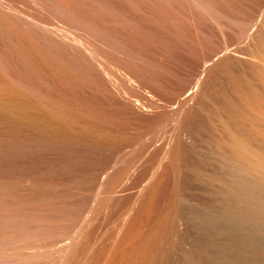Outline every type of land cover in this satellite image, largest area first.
Instances as JSON below:
<instances>
[{
  "label": "rangeland",
  "instance_id": "rangeland-1",
  "mask_svg": "<svg viewBox=\"0 0 264 264\" xmlns=\"http://www.w3.org/2000/svg\"><path fill=\"white\" fill-rule=\"evenodd\" d=\"M66 1H68V0H66ZM75 1H77L79 3V5L81 6V10L77 9V8L75 9L77 12L82 13L83 15L85 13V14H89L91 16L98 17L101 19L103 18L106 21L105 23H107V24L105 25L106 26L105 29L106 28H108V29H106L107 31L102 30V32L103 33L107 32V35H108L107 38H105V39L101 38L98 35V33H96L94 30L84 27L83 26L84 24L82 25L81 23H79L77 21V19H74L73 17H71L69 15L59 17L56 12H53V13H56L57 16H56V14H54L52 16L51 11H53V10L41 11V13L46 15V17L49 20H51L52 23L53 22L57 23V24L56 23L54 24L55 26L57 25L56 26V27H58L57 30L60 29L61 32L66 34V35H69V36L73 35L74 37H77V39L80 40L81 44L83 45L82 49L85 47L84 50L86 51V49H87V51H86L87 53L89 51H91L93 53L95 64H98L99 66L101 65L103 67L102 69H104L106 72L108 71L107 73H109L111 76L109 74H106V76H107V78L110 76L109 82L111 81L112 85H111V83H109L111 85V86L110 85L109 86H110V89H112V91H113L111 94V95H113V97L112 98L109 97V98H110V100L113 99V101H110L109 99H107L108 98L107 96H105L106 97V99H105V97L102 95L101 91L99 90L98 87H99V80L100 79H95L98 81L96 83V81L93 80L92 77H90L88 75V73L87 74L85 73V71L82 69L81 66L79 68L81 70L77 69V67H78L77 65H74L77 67H75L73 69L74 66H72V68H70V69H72L71 71H70V69H69V71H66V66L64 65L65 72L62 70V74L64 72V75L65 76L67 75L66 79L67 80L69 79V82L71 80H73V82L71 81L70 83H66L67 85H64V87L66 86V88H64V87L60 88V90L64 91L65 94L62 92H61L62 94H59L60 90L59 89L56 90V91H58L57 94L62 96V98H63V94L65 95L62 100H61V97H59V95H56V98H55V93H52L55 90H53L52 87L47 86L48 89L50 88L49 89L50 92H49V90L47 91V89L45 90L43 88L44 93L47 91L45 93V95L48 96V101H50L52 99L57 100V96H58V101H57L56 106L51 105L52 103H54V101H55L54 104H56V100H52L53 102L50 103L51 101L48 102L46 100V98L44 99V104H46L48 106V109H50L49 111H51V108L54 106L53 107L55 110L54 113L57 114L58 112H60L62 114V116H61V114H59V116L61 118L63 117V120L64 119L68 120V122H66V123H68L69 125H72L73 127L71 126L70 128H75L74 130H80L81 125L83 126L81 128V130H86L87 124H85V123H87V121H88V124H89L88 128L89 127L90 128L87 129V132L92 133V134H90V136L92 135L94 137L90 138V136L88 135L85 137V139L82 138V140L81 139L79 140L80 137L77 138V137H73L72 135L70 136L68 134L66 136V134L61 133L63 135L60 138L61 134L59 132H58L59 135L56 134V136H55V134H54L55 132L54 133L52 132L53 135H51V133H50V136H48L49 131H43L42 132L41 130L34 128V130H33L34 132L32 130L31 131L30 130L25 131L26 129H24L23 131L26 132V133H24L22 130H20L21 128H18L19 129L18 130L14 126H13L14 128L11 126L9 127V125H7L9 128H7L6 125H4L5 126V128H4V126L2 127V125L0 124V129L1 128H4L6 130L8 129L7 131L3 130L4 132L6 131V133H4V132L2 133V131H1L3 136L6 135L8 137L5 136V137H3V139H0V170L5 169L6 174L8 175V172H9L10 177L12 176L13 178L14 177L16 178V176L12 175V173L13 174L15 173L16 169L18 170V171H16L18 176H20V175L37 176V177H35L37 179V180H35V182L38 183L36 186L35 185L30 186L27 183H23L22 180L18 181L16 186L13 188L14 195L19 197V196H29L30 194H34V195H51L53 197H55V196L58 197V198L55 197V198H57L55 200L56 203L54 201H51V200H49V203L38 202L36 204V206L42 208V210L40 212L37 209H35L32 204H29V203L25 204L26 207L23 208L22 211L23 210L26 211L27 208L28 209L30 208L29 210H32V216L35 217L37 220H40L41 216L45 215V211L43 209L46 208V206H48L47 204L51 205V206H48L50 208L52 207V204H56V206H60V205L62 206L64 203V205H66L67 207L69 206V205H67L68 204L67 201L63 202V200H66L65 198L60 199L62 203L60 202V205H59V197L60 196L69 195V196L73 197L74 195H76L74 197L81 198L80 195L77 196V194L80 193L81 195H83L82 199L80 200L79 198H77V200L75 199V201L76 202L78 201V203L81 204L82 203L81 201L85 197L84 194L87 193L86 196H90V197H88V198L85 197L86 199L84 198L82 204L84 205L85 203H87V204L89 203L88 206H86V204H85L83 207L81 204L82 208L80 209L81 206L76 207L80 204L75 202V204H77V205L74 204L75 206L71 205V207H70L71 209H77L78 208L77 209L78 214L76 215L77 216L76 218H77V220L80 218L79 221H77L78 223H80L81 217L83 218L85 216L84 212H85V214L87 213L86 212L87 209L85 210L86 207L88 209L93 210L95 207L94 205H96V208L98 209L97 205H99L100 203H102L104 205L103 200L106 201V199H107L106 203H108V205L107 204L104 205V208L107 206L105 208V212L103 210H101V208H100L101 204L99 207L100 209H98V211H96L97 209L96 210L94 209L96 214H97V212L100 213V214L98 213L100 216H98V214H97L98 217H94L96 215H94L95 212L93 210V215H94L93 217L96 219L92 220L93 225L91 224V226L94 230H95V226L97 227L96 230L98 228L100 229V230L99 229L97 230V233H96V231L93 230V234L94 235H95V233L97 234L96 235L97 237L93 236V238L95 237L97 240V238L99 236L100 237L103 236L102 238L99 237V239H102L103 242H101L98 239L99 241H97V243L99 242L100 244H97V243H95L96 242L95 239L92 240V243L94 242L97 245H93L94 243L92 244L93 245L92 246L93 251L91 250V252L92 253L95 252V253H93L91 256L93 257L94 254L97 256H98V254L102 256V254L104 253V251H102V247H104L106 245L107 251L109 250L108 253H111L109 255L112 256V259L111 258L110 259L113 260V262H116L115 258L117 257V255H116V253L112 254L113 252L109 248H111L112 242L115 239L118 240V242H116V244H118L119 242L121 244V242H123V240H121V239L123 236L122 234L125 231H122V230H125L126 227H129V224H131V222L134 220V218L132 219L133 216H131V214L134 215L135 210L137 208H139V204H141L145 200V196L141 197L142 196L141 194H143V190H141V189H143L146 186L147 182L150 180L149 181L150 183H148V185H149V187L152 186L151 189L155 188L154 189L155 198H157L156 200L159 199L158 203L162 206L164 205L162 202L165 203L167 201V199H166V201H164V199L167 197H165V195L163 193L167 192L169 189L171 190V189L175 188L176 186L178 187V189L176 187L177 191L175 189V191H176L175 200L176 201L173 199L174 203H176V205H177V209H176V206L173 207L174 204L171 205L172 208H175L174 210H177L176 211V217L178 218V220L175 223L174 228L170 231V234H169L167 240L162 242L161 244H159L157 246L158 248L156 249V252H157V256H158L157 259L158 260H157L156 264H188V262H189V264H191L190 260H192L191 262H194V260H195V263L197 261H199L201 264H264V222H262L264 220V219H262L263 213L260 212V214H261L260 218L262 220L260 218L259 219L261 220V222L257 218L258 217L257 215H259V214H256V217H255L259 221L255 220V218H253L254 214H255L254 213L255 210L253 211V213H251L252 211L250 209L248 211V209L246 208V206H248L247 204H249V206L251 205V202L248 203L249 199L247 197H245V199L248 202L244 198H242V199L239 198V199H241L240 203H239V200L237 199L238 197L237 198L235 197L234 201L232 200L233 203H232V201L230 202L232 204V208L234 210L231 209L230 203H229V205H230L229 206L227 202H226L227 204L224 203L225 205L223 204V206H221L223 203V202L220 203L221 201L219 200L220 199L219 196H220L221 192L218 193L219 190L213 185H212V187H213L212 190L213 189H216V190L213 192L209 191V189L211 188V185L206 184L205 185L206 187L204 186L205 182L206 181L209 182V181L207 179L205 181V179H201V177H200V179L198 178L200 176V175L198 176V174L203 173L202 171H204L207 168L205 170L206 173H209V174L213 173L216 176V178L221 179V180L225 179L224 181H226V179H227V177H226L227 175L225 174L224 169L222 168V164L220 162L221 157H219L217 159L218 156H221L220 152L218 151L219 150L218 148H220L219 143L222 144V142H223L222 139H224V141L226 139L224 137V134L219 135V136H222V139L218 136V134L223 133L222 132L223 130H222V126L219 127L220 125H218V124L220 122H218V120L216 118L219 117V121L222 120L220 118H223V120H225L224 117H226V118L229 117V116L227 117L225 114L230 115L233 113L232 115H230L231 116L230 119H228L229 122H231L233 124L228 123L227 120H225V122H227V124L226 123L225 124L228 125V127H230L232 125L231 127L234 131L236 128L239 129V130H237V131H239V134L237 133L238 135H240V133L242 131H244V129L247 127V125L249 128H251L250 124L252 122H249L250 117H245V116H247L245 111H247L248 108L250 109V107H249L250 102L247 105L246 104L247 101H245V100L243 101L242 99L243 98L245 99L246 97L248 98L250 96L253 97L255 94V90H257V89H254V91H253V88L257 87L256 85H260L261 83H259V82H262L261 80H264V75L260 74V76H262L261 77L262 79L260 78V81H258L259 80L258 79L257 82H255L256 81L255 79L260 77V76H258V77L256 76V75H259V74H257V72H259V70L257 71V69H259L258 68L259 64L256 65L255 62L257 63L259 61L260 65H261L260 61L262 60V57L259 58L257 56L258 57L257 58L256 55H254V53L258 54V52H260V51L263 52V54H264V50H262L264 47V42H262V40L264 39V37H263L264 36V0H207L208 3H206V0H204V1L202 0V2H201V0H173V1L171 0V2H173L171 5H172V7L174 6L173 7L174 13L172 11H170L171 14L170 15L168 14L169 16L168 15L166 16V14H167V12H166L167 6L165 8V4H166L165 1L166 0H164V1L155 0L156 4H158L159 6L162 5V6H160V8L164 6L163 8L165 10L162 8L164 10V12H163V10L160 9L158 5L157 6L154 5L155 7H157L156 9L158 11L160 10L161 13L158 12L154 6L153 7L148 6L150 4L148 0H137L140 3L138 5L137 4L134 5V3H136L135 0H133V4H132L131 0H129V1L128 0H75ZM145 1H147V2H145ZM164 2H165V4H163ZM203 2L208 4V6L205 5V3H203ZM147 3H149V4H147ZM69 4H70V2H69ZM152 5L153 4H151V6ZM210 5H211V7H210ZM171 10H173V9H171ZM49 11H50V14H49ZM38 13H40V12H38ZM162 13L166 16V19H168V18H170V16H172L171 18L173 20H170L171 18L168 21L165 20V18L162 19V17L160 16V15H162ZM100 15H102V16H100ZM164 15H162V16H164ZM82 16H81L82 19L86 18L85 16L84 17H82ZM81 18H78V20L80 21ZM161 19H162V21H161ZM166 21L169 23H167ZM165 22H166V25L164 24ZM100 30L101 29H99V31ZM99 31H97V32H99ZM108 32H110V33L112 32L111 35L114 34V36H116L119 44L124 43V45H127L126 46L127 50L125 51L123 49L125 46L122 44H121V46L123 48L120 45H118L121 48L119 47L118 49H116V45L118 42L116 41V43H115L114 39H116V38L114 36H112V37H114V39H112L111 35ZM119 36H120V38H119ZM120 39L122 40V42ZM258 45H260V46L258 47ZM121 49H122V51L124 50L123 51L124 54H122V51L121 52L119 51ZM256 49L259 51L255 52ZM131 50H133V51H131ZM127 52H129V53L125 55V53H127ZM130 53H133V55H130ZM251 53H253L255 58H257L258 60L255 59ZM260 53L258 54L259 56L262 55ZM250 56H253V57H250ZM252 58H254L255 61ZM252 63H253V67L250 69L249 67L252 66ZM255 66L257 67V69ZM254 67H255V69H253ZM260 67H263V69H264L263 64ZM75 69H77V70H75ZM260 69L262 70V68H260ZM73 70L76 71V76L73 75L75 73ZM250 71L251 72L253 71V73H249ZM69 72H70V75H69ZM82 72L85 74H83ZM255 72H256V74H255ZM45 73L48 75L47 69L45 70ZM65 73H67V74H65ZM47 75H46V77L44 76L45 80H47ZM85 75L86 76L88 75V77L90 79L85 77ZM251 75L253 77L251 79H254V80H252L253 82L249 81ZM69 76L71 78H68ZM73 76H75V77L72 79ZM82 76L85 78H83ZM255 76H256V78H254ZM77 78H80V79L78 80ZM230 78L232 80L229 83ZM75 79L78 81H80L82 79L83 81H85V83H89L88 86L90 89L88 88L87 84H83L84 82L82 80L81 81L83 83L82 82H79V83H80V85H83V87H80L78 81H76V82L74 81ZM84 79H86V80H84ZM233 79H235V81ZM87 80L94 81V83L92 84V82H89ZM128 80H129V82H127ZM232 81H234V83L237 82V84H233ZM100 82H102V81L100 80ZM248 82L250 85L248 84ZM254 82H255V84H254ZM74 83H76L75 86L73 85ZM90 83H91V85L96 84L98 86L95 85L93 87L90 85ZM127 83L130 86L126 85ZM129 83H131V84H129ZM70 84L73 86V88H75L77 86L76 87L77 90L73 89L75 92L72 90V87L70 86ZM196 84H198L197 88L194 87ZM233 85H235V86H233ZM261 85H260V87L263 88L264 87V81ZM67 86H70V87H68L69 90H68ZM248 86H250V87H248ZM91 87L93 88V90H91ZM95 87H97V88H95ZM260 87L258 86L257 88L261 92L255 94V96L253 97L254 101H255L256 96H259V95L264 96L263 95L264 92H262V90H264V89H262V88L260 89ZM62 88H64V90ZM70 88H71L72 93L70 91ZM188 88H189V91H190V88H192L190 92H192L193 96H191V98L186 102V105H185V103L183 104L181 102V99H179V98H182V94H185L188 91ZM239 88L242 89V91H241L242 93L239 92L241 89L236 90ZM226 89H228L227 93H229L230 98L232 100L234 99L233 101H239V103L243 102V103H241L242 104L241 107L239 106L240 104H238L237 102H236L237 104L235 103L234 105H231V102L228 101V99H230V98H229V95L225 91ZM95 90H96V93H99V91H100L99 95L102 97L98 96L99 97V99H98L97 95L93 96V94L94 95L96 94ZM243 90L244 91L246 90V91L243 92ZM259 90H257L256 92H258ZM251 91H253L254 93ZM224 92L226 93V95ZM246 92L248 93V95H246L247 94ZM49 93H51L52 95L54 94L53 95L54 98ZM240 93H241V95H240ZM114 94H116V95H114ZM220 94H223V95H220ZM218 95L220 98H222V96H224L222 98V100H220ZM245 95H246V97H245ZM114 96H115V98L117 97V100L114 98ZM225 96L228 98H226ZM238 96H242V97H238ZM29 97H30V99L32 98V100L36 99V98H34V96L32 97L31 95ZM95 97L97 98V100H95L96 99ZM210 97L212 98L211 101H210ZM204 98L209 99V100H207V102H206ZM224 98L227 99L228 103L221 102V101L225 100ZM260 98H262V97H260ZM87 99H89L90 101L89 100L87 101ZM120 99H121V101H120ZM250 99L251 98H249L247 100L250 101ZM256 99H259V97ZM98 100H100V103L102 102L103 104L102 103L100 104L99 102L97 103ZM216 100L217 101L220 100V101L215 102ZM262 100L264 102V97L261 100H259L260 102L255 101L257 104L252 100V103L250 106H251V108H253L252 106H254V108H253L254 110H250L249 111L250 113L249 112H247V113H249L250 115L251 114L253 115V113H254L253 111H255L257 113V111H256L257 108H259V109H260V107L262 108V106L264 104L262 102ZM33 101H35V100H33ZM86 101H87V103H86ZM107 101L109 103L110 102L111 103L109 104ZM118 101L123 103L122 104L123 106L119 105V104H121L120 102L117 104ZM179 101L183 104V106H185V108H186L185 111H187V109H189L186 112L187 114L185 113L187 115L185 117L188 119H184L185 117L182 115L184 118H181L180 121L176 120V119H180V116H181V115L178 116V118L175 117V112H178L181 108L180 106H182V104H180ZM47 102H48V104L50 103L49 105H51V106H49L47 104ZM156 102H157V104H156ZM210 102H212L214 105ZM258 102H259V104L261 103V106L258 104ZM114 103H115V106H114ZM176 103H178V106L180 105L179 109H178V106ZM216 103H218V104H216ZM232 103H234V102H232ZM254 103H255V105H253ZM134 104H135V106L138 104L136 106L137 109L134 108L135 107ZM220 104L223 106V108H224V106L227 108L228 106H226V105H230V107L234 106L233 108L235 109V111L237 113L239 112V114L245 112L244 114H242V117L244 115V118H246V121L244 118H242L240 116L241 114L236 115L234 109H232V108H230V109H229V107L227 108L229 110L230 114H229L228 110H226V108H225V110L227 112L223 111V108H222V111L221 110L218 111L217 109L219 107L221 108ZM223 104H225V105H223ZM174 105H175V108H174ZM216 105L219 107L217 108ZM243 105H246V108L248 106V108L246 109L245 106H243ZM103 106L107 107V109ZM120 106H122V107H120ZM176 106H177V108H176ZM215 106H216V108H213ZM239 107L243 110L240 111ZM53 108H52V110H53ZM237 108H239V109H237ZM207 109H208V112H207ZM209 109H211L212 113L210 112ZM244 109H246V110H244ZM263 109L264 108H262V112H263ZM101 110L104 111L103 112L104 114H102ZM215 110L217 111V114H216ZM53 111H51V112H53ZM205 111H206V113H208V115L205 114ZM213 112H215V114ZM89 113H91V114H89ZM95 113L96 114L98 113L97 114L98 117L96 119H95V117H96ZM87 114H89V115L87 116ZM99 114L103 115L104 116L103 118H105L104 119L105 122L100 121V123L104 122L105 124L99 123L98 119L101 117V116L99 117ZM209 114H211V116H213L212 117L213 121L217 120V122H214V124L215 123H218V124L213 125V127L215 126V128H214L215 130L217 129L216 127H218V129L220 128L219 130L218 129L216 130L217 132L215 130H213V127L211 125L208 124L209 122H211L210 124H213L212 118H211V116L209 117ZM218 114L221 115V117L220 116L216 117V115H218ZM234 114L236 116H234ZM81 116L82 117L85 116L87 118L84 117V119L81 120ZM176 116H177V114H176ZM64 117H66V118H64ZM70 117H72V118H70ZM262 117H264V115ZM262 117H261V121H259V122H262V120H263ZM103 118L101 117L100 119L103 120ZM208 118H209V121H206V120H208ZM210 118H211V120H210ZM214 118H215V120H214ZM231 118L233 119V121H231L232 120ZM72 119H73V121H72ZM93 119H94V122H93ZM91 120H92V122H91ZM151 120H153L154 122ZM173 120L175 121V123ZM185 120H189L188 123ZM89 121H90V123H89ZM108 121H110L111 123ZM176 121H178L179 123H181V121H182V123L184 122L185 124L181 123L179 125V123ZM222 121H221V124L224 123ZM80 122H84V123L83 124L81 123V125H80ZM242 122L243 123L245 122L246 126L244 124H243L244 126H242L241 125ZM237 123H238L239 128L238 127L234 128L233 126H237L236 125ZM109 124H110V126H109ZM153 124L156 125L155 128H152L154 126ZM261 124H259L260 127L264 126L263 122ZM92 125H95L94 127H96V128L99 127V129H97V130L100 132V134L103 135V137H102V135L100 136L99 132L96 129H93ZM100 125H104V126H100ZM148 125L149 126L151 125L150 127L152 130L149 128ZM173 125H175L176 127L181 126V128H178V127L177 128H178V130L182 129L181 130L182 133L179 130L180 134L178 135L177 134L178 131H177V133L175 132L176 127H175L174 132H173V128H174ZM186 125H188V126H186ZM239 125L242 126L243 128L240 127ZM259 125H256V126L258 128H260ZM85 126H86V129L84 128ZM147 126H148V128H147ZM193 126H194V128H191ZM200 126H203V127H200ZM206 126H208L209 128H207ZM105 127L106 128L108 127V128L106 129ZM112 127L117 129L120 133ZM125 127L127 128V130H125V132H123L124 131L123 129H126ZM186 127L187 128L189 127V128L187 129ZM195 127L197 129H199V132ZM231 127H230V129H231ZM248 127L245 130H248ZM11 128H13V129H11ZM130 128H132V129H130ZM136 128H137V131L139 128L140 132L138 131V133H136L137 132L135 130ZM143 128L145 129V131L147 128L148 131H146V132H148V134L144 131ZM203 128L206 131H207V129L209 131H207L204 134L205 131L203 130ZM261 128H263V127H261ZM14 129L18 133L20 131V134L24 133V135H21V136H23V137L25 136V138H22V137L19 138L20 134L18 135L17 133H15ZM92 129L95 131L93 132ZM100 129H102V131H105V132L103 133ZM108 129H109V132H108L109 134L113 130L116 131V132L113 131L110 134L112 137L114 136L115 139L110 138L111 136H109L108 133L106 134ZM141 129H143V132L141 131ZM153 129H155V132H156V129H158L155 134H153L154 133ZM192 129H193V131H192ZM194 129H195V132H194ZM88 130H90V131H88ZM128 130L131 131L130 134H132V135L129 134ZM184 130H185L186 134H185ZM210 130L212 132L213 131L216 132V133H213L216 137L214 135H212V137H211V133H210L211 131ZM220 130H222V131H220ZM9 131L14 132L15 134L11 133L12 134L11 135V134H9L10 133ZM35 131H37V132H35ZM121 131H122V133H121ZM150 131L153 132L152 134L154 135V136L153 135L151 136V138H152L151 141L149 140L150 139V134H149ZM202 131H204V132H202ZM218 131H219V133H218ZM237 131H235V132H237ZM27 132H28V134L30 133L29 136L27 135ZM95 132L97 135L94 134ZM183 132H184V134H183ZM1 133H0V138L2 137ZM45 133H48V134H45ZM56 133H57V131H56ZM113 133H115L118 136H116L115 134L113 135ZM133 133H136V135L135 134L133 135ZM143 133H144V135H143ZM160 133H162L161 136H160ZM191 133H193V134L191 135ZM16 134H17V137L19 136L18 137L19 139H15ZM98 134H99V136H98ZM104 134L106 136L108 135V137H105ZM119 134L124 135V137H123V135H120L121 140L119 138ZM140 134H141V137L143 136L142 138L140 137V140L142 139L143 141H139L138 140L139 137L138 138L136 137V136H139ZM165 134L171 135V136H167V137H169V138H167L168 140L165 138V136H164ZM175 134H177V135H175ZM64 135H65V137H64ZM127 135H128V137H127ZM158 135H159V138L160 137L164 138V139L161 138V140H159V142H160L161 146H163V144H165V143L167 144V147L163 146L165 149L167 148L166 150L169 149L170 145H171V147L174 145L173 143H175L174 142L175 140H173V139H177L176 136L182 137V136L186 135L187 136L186 139L188 138L187 139L188 141H186L187 143L184 141L185 136L182 137L184 139L180 138V140L182 139L179 142L180 146H181L180 151L182 150L181 151L182 154L179 151V154H181L180 157L182 155L185 156L184 155L185 153H186V156L188 153H190V154H188V157L182 156L181 157L182 159L177 157L178 161H179V162H177L178 163L177 165H180V167L175 165V164H174V167L176 168V166H177V169L179 167V168H181V170H180V172L179 171L177 172L178 174L176 173L177 170L175 172H173L174 175L176 174L175 176L173 174L172 175L166 174L167 172L171 173L170 169L172 168L173 165L171 164L170 165L171 168H168L167 171H166V169H164L165 167L169 166L170 163H167L169 161L165 160L167 157H165L166 155L162 152L165 149H163V147L159 146L160 144L158 142V139H159ZM206 135L209 137L206 138L205 137ZM13 136H14V139H13ZM26 136H28V137H26ZM43 136H46V137L43 138ZM47 136H48V138L49 137L52 138L54 136L55 137L52 140L51 138L46 139ZM96 136H98V137L96 138ZM144 136H146V137H144ZM155 136H157V137H155ZM9 137H10V140L12 142L8 141ZM66 137L68 139H63ZM99 137H101L102 140H104V142L102 140H100ZM116 137L119 138L120 142L118 141V139H116ZM135 137L137 138V140ZM179 137H178V139H179ZM5 138H8V140ZM58 138H60L61 140H58ZM69 138H70V140H69ZM87 138H89V140H91V142H89V140ZM93 138L94 139L96 138L97 140L96 139L94 140ZM103 138H107V139H103ZM126 138H128V139L131 138V140H129L130 142ZM144 138L145 139L149 138L148 139L149 141L145 140ZM156 138H157V140H155L156 141V143H155V142H153V140ZM215 138H217V140H219V141L221 139L222 142H219L217 144L216 143L217 140L214 141ZM218 138H220V139H218ZM259 138L256 136L253 137L254 141H256L257 143L259 141ZM54 139H56L57 141ZM98 139L100 141H98ZM112 139L114 141L116 140L114 142L115 144L109 142V141L112 142ZM169 139H170V141H169ZM171 139L173 140V143L170 144V142H172ZM204 139L207 140L206 142L209 144L206 143L207 145L206 144L203 145L205 143ZM210 139H213V143L215 142L216 145H219V146H215L216 148L214 147L215 149H218V150H215L213 148L215 150V152L211 148L215 144H210L211 142H208V141H210ZM75 140H78V142H75ZM93 140H94L95 146L92 143ZM105 140L107 142H105ZM132 140H135V141H132ZM144 140H145L146 144L144 143ZM163 140L165 142H163ZM79 141L81 142L80 145L77 144V143H79ZM82 141H83V144H82ZM84 141H85V143H84ZM96 141H98V142H96ZM117 141L119 143H121L123 146L126 144V146H124L125 148H123V146L121 144H119ZM123 141L126 143L123 144ZM136 141L140 142V145H142L141 144L142 142L145 145L143 144L142 145L143 147L141 146V148H140L139 143ZM168 141H169V143H168ZM102 142H103V144H102ZM149 142H151L152 145L155 146V149H153V150L151 149L153 146H151V143H149ZM181 142H183V144H181ZM188 142L189 143L191 142L192 144L191 143L188 144ZM261 142L262 141L260 140L259 143L261 144ZM99 143L102 145H100ZM127 143H129V144L131 143L130 147H128L129 145ZM134 143H135V145H134ZM137 143L139 146L138 145L136 146ZM97 144L99 145V147L101 146L99 149H100V151H102L104 153V155L102 156L103 160L102 161L99 160L98 163L94 160L101 158V156L99 154L101 153V155H102L103 153L100 152L99 150H97L98 149ZM104 144H106V145L104 146ZM110 144H112V145H110ZM116 144L119 147H116ZM85 145H87V150L85 148ZM96 145H97V147H96ZM131 145L133 146V148L131 147ZM157 145H158V149H157ZM168 145H169V147H168ZM210 145H212V146H210ZM257 145L260 146L259 144H256V145H253V147H255ZM88 146L89 147L93 146L91 148L92 152L89 150ZM113 146L116 147V150L118 151L117 154H116L115 149H113L114 148ZM188 146H190V147L186 150V148ZM191 146H194V147L198 146V148L192 147V149H191ZM209 146L211 148L210 150H208ZM258 146L255 148L257 149ZM102 147H105V148H102ZM108 147H110L111 151L113 150L112 152L115 151V153H111V151ZM144 147L145 148L147 147L148 149L147 148L144 149ZM83 148H85V149H83ZM93 148L94 149L96 148L95 151L93 150ZM101 148H102V150H101ZM127 148H129L131 151H132V149L133 150L136 149L135 150L136 152H134V153H137L138 151L140 152V150H141V152L140 153L138 152L137 155L132 154L133 151L131 153V151H129V149H127ZM183 148H185V149H183ZM201 148L202 149L205 148V149H203V151H202ZM105 149H106V151L108 149V151L104 152ZM137 149H139V150H137ZM150 149H151V151H150ZM193 149H194V152L192 151ZM200 149H201V151H200ZM120 150L124 151V152L126 150H128L130 152V153H128V151L125 153L123 152L121 157L125 156V154H126V156L128 154H130L129 157H131V156L133 157V155L135 157L139 156L138 157L139 161H138V158L133 157L135 159H132V158H129L126 156H125L126 159L124 158L125 160H121L120 159L121 157L118 156L121 154ZM142 150H144L143 153H142ZM154 150H156L155 151L156 153L153 152ZM207 150L209 152H207ZM96 152L99 154L97 155ZM148 152L151 155H152V153H154V154L158 153L157 154L158 157H157V155L152 157L151 155H148L149 154ZM206 152L210 153V155H209L210 159H208V154ZM216 152L217 153L219 152V155L214 154ZM262 152H264V150ZM107 153L109 155H112V156L110 157L108 155V157L106 156L105 158H103L105 155H107ZM162 153H163V155H165L164 158H163V156L161 157ZM194 153H196V155L198 153L199 155H197V156H199L200 159ZM205 154H207V155L205 156ZM212 154H213V156H212ZM97 156H100V157H97ZM113 156H114V158H113ZM117 156H118L119 160L116 158ZM145 156H146V158H144ZM159 156L162 158V160L163 159L165 160V162L163 161L166 164L165 166L163 165L164 163L162 162V160L160 161L161 158L159 159ZM193 156H194V158H193ZM150 157H152L153 160L155 159V161L157 163L160 161L159 162L160 165L158 164V166H157V163L154 162L152 160V158H150ZM189 157H190V160L192 159L191 162H189L190 161L188 159ZM204 157H206V158H204ZM214 157L216 158V160ZM140 158H142L143 161ZM184 158H186V159H184ZM197 158L199 160L198 162H196ZM157 159L159 161H157ZM202 159H204V163H203L204 165L203 166H201L202 161H203ZM90 160H93L96 163H94L93 161H90ZM126 160L129 162H127ZM146 160H147V162H149V160H151L150 161L151 164L154 162V164L156 166L153 167L154 164H152V167L150 168L149 166H151V164H149V163H148L149 166H146V165H148L146 163ZM180 160H181V162H180ZM217 160H219V161L217 162ZM87 161H88V163H87ZM108 161H109V163H108ZM118 161H121V162L118 163ZM122 161H123V163H122ZM125 161L127 162L128 166L126 165ZM136 161L140 162V164H138V162H136ZM184 161H186V162L184 163ZM92 162H93L94 166H92L93 165ZM100 162H104V164H102ZM113 162H115L114 165L120 164V166L118 165L119 168L124 167V169L121 170L118 168V166H117V169L113 168L114 167L112 165ZM194 162H196L197 164L199 163L198 167L196 166L197 165L196 163H195L196 165L193 164ZM182 163H184V164H182ZM121 164H123L125 166H123ZM130 164L132 166L135 165L137 167V168H135L136 169L135 172L133 171L135 166L132 167ZM161 164L164 168L161 166ZM187 164H189L190 166ZM218 164H221V165H219V167H218ZM191 165H193V166H191ZM110 166L112 168L109 169ZM160 166H161V168L158 169V167H160ZM183 166H184V168H182ZM11 167L16 168V169H14L15 171L13 170L12 173L10 172L11 170L8 171L9 168H11ZM128 167H130V170L132 171V175L130 174L131 172H130ZM155 167H157V169ZM185 167H188L187 168L188 171ZM189 167H191V168H189ZM199 167H201V168L204 167V168L200 170ZM131 168H133V169H131ZM144 168L147 170L146 172H145ZM152 168H154L156 171L152 170ZM125 169L129 170L130 173H128L127 170H126V172H127L126 173ZM212 169L216 172H213ZM108 170L110 173L112 171V172H115L114 174H117V175H114V174L111 175L110 174L113 178V179L111 178L112 180L110 178H108V177H110V175L107 174V173H109ZM120 170L123 173L125 172L124 176L126 177V179H125V177L123 178V173H120ZM161 170L163 173L160 172L161 175H159L160 174L159 171H161ZM194 170L196 171V173L195 172L190 173ZM139 171H141L142 173H140ZM157 171H158V174H156ZM198 171L200 173H198ZM218 171H221V172L218 173ZM3 172H4V170H3ZM3 172L1 173V171H0L1 176L3 175ZM18 172H21V173L19 174ZM46 172H47V174L52 175L51 182H50V180H48L44 177V175H46ZM89 172L91 173V175ZM149 172H150V174H149ZM151 172H153V173L155 172V174H153V173L151 174ZM43 173H45V174H43ZM102 173H106V176H105V174L103 175ZM147 173L149 175H152V176H150L151 178L147 177L148 176ZM83 174H85V175H83ZM118 174L120 176H122V180H121V177L118 176ZM126 174L128 175V178L130 177L128 180H127ZM137 174L139 176L140 175L142 176V174H143V176L139 177V176H137ZM221 174L225 177H223ZM7 175H3V176L5 177ZM81 175H82V177L83 176L85 177L87 175L89 176V179L91 180L90 186H88L90 184L89 183L90 181L87 180L88 177L87 178L85 177V180H84V177L82 179H80ZM95 175H96V177H94ZM153 175H158L157 176L158 179L156 176H153ZM163 175H165V177ZM170 175H171V177H170ZM195 175H197V176H195ZM217 175H219L221 177H219V176L217 177ZM91 176H93V177H91ZM101 176L103 178L105 177V179L108 176L107 178L109 180H111V182L115 181L114 179L115 178L117 179V177H118L119 181L117 179L116 182H112L113 184L115 183V185H113L112 186L113 188H111L112 183L107 179V181H109V183H110V185H108L109 183H106L107 181L105 182V180L103 178L101 179L100 178ZM115 176H117V177H115ZM162 176L164 178V179L162 178L163 180L161 179ZM166 176L170 177V178L167 179ZM191 176H195V177L192 178ZM188 177L190 178V180ZM196 177H197V179H194ZM96 178H99V179H96ZM137 178L138 179L141 178V180H138ZM147 178L148 179L150 178V179L147 181ZM77 179L81 180V181L78 182ZM94 179H95V181L97 180V182H94V183H101L102 182L103 184L105 183V185L107 184V186H105V185L103 186L102 183L100 184L101 187H103V188L105 187V189H102L99 186V184L94 185L93 184ZM151 179H152V181H151ZM193 179H194V181H193ZM137 180H138V182H135ZM164 180H165V183L167 185L166 184L164 185ZM188 180L190 182L193 181V183H195V182L197 183V181H198L199 187L195 185L196 183L194 185H192L191 184L192 182L190 183ZM200 180L201 181L204 180L203 181L204 183H201V185H200ZM87 181L89 184L84 185L87 183ZM144 181L146 182V184ZM157 181L160 183V185L156 184V186L158 188L156 186L155 187L153 186V184L155 185L154 182H157ZM185 181L189 182L188 184H190L189 185L190 188H188L189 186H188V184H186ZM82 182L84 184H82L80 186L79 183L81 184ZM151 182H153V184ZM143 184L145 186H143V188H142L141 185H143ZM202 184H203V186H202ZM97 185L100 187L101 191L106 190V192L103 191V192H105L106 196H108L109 193H111L109 196L110 197L109 200H108V197H106L104 193L100 194L101 191H100V189H98L99 187ZM85 186H86V188H85ZM87 186L89 189L87 188ZM92 186L95 187L96 189H94ZM159 186H161V188ZM165 186L167 188H165ZM168 186H169V188H168ZM191 186L193 187V189H191ZM83 187H84L85 193H84ZM149 187H147V188H149ZM106 188H110L109 190L110 191L113 190V191L107 192L109 190ZM86 189H87V192H86ZM144 189H145V192H144V195H145L146 191H148L149 189L148 190L146 188H144ZM162 189H165V191H163ZM166 189H168V190H166ZM137 190H141L139 192L140 195L138 194ZM157 190H159V192ZM206 190L209 192H207ZM216 191H218L217 195H215L216 193H214ZM160 192H162V193H160ZM186 192H187V194L188 193L189 194L185 195ZM211 192L213 195L218 197L217 198L214 196V198H216V201L212 199L213 195L209 194ZM158 193H159V195H158ZM179 193H180V195H179ZM203 193H205L206 195L209 194L210 195L209 197H211V195H212L211 199L208 200L207 196L203 197L204 196ZM183 194L185 196L184 200L182 197ZM136 195H137V200L135 198ZM177 195H179V196H177ZM190 195H191V197H189V198H191V200L188 198V196H190ZM130 196H132V197H130ZM159 196H160V198H159ZM196 196L199 197V198L197 197L198 202H197V200H195V199H197ZM161 197H162V199H161ZM181 197H182V200H181ZM55 198H53V199H55ZM89 198H90V200H93V198H94L95 201L93 200L94 202L93 201L91 202L90 200H88ZM133 198H135L136 202ZM186 198L189 200V202L191 201L192 204L189 202H188V204H185V203H187V202H185V200L187 201ZM200 198H201V201H200ZM142 199H143V201H142ZM192 199H193V201H192ZM177 200L179 201V204L177 203L178 202ZM204 200L206 202L208 201V204L210 203L209 205L212 204L211 206H213V205L214 206L213 207L208 206V204L206 202L205 203L202 202ZM235 200L236 201L238 200V202H236ZM243 200H245L246 203H244ZM50 201L52 202V204ZM85 201H87V202H85ZM137 201L138 202L140 201V202L138 203ZM217 201H220V202H217ZM234 202H236L237 203L236 205H238L239 207H235L236 205ZM57 203H58V205H57ZM93 203H95V204H93ZM133 203H134V205H132ZM199 203L201 205L203 204L202 207H204V208H202L201 205H199ZM159 204L157 205L158 209L155 210L156 214H158V213L160 214L161 213L160 211H162L159 209V207H160ZM197 204L199 205V207H198L199 212L197 211V207H196ZM204 204H206L207 206H205ZM241 204H243L245 207L243 208L242 207L243 205H241ZM180 205H181V207H180ZM187 205H189L190 208H189V206L187 207V209L189 208V211L187 210V213H186V212H184V210H185ZM193 205L195 206L194 207L195 210L192 207ZM217 205H218V208H217ZM227 205L229 208L226 207V208H228V210L225 211L226 209L224 210V208ZM240 205H241V208H240ZM66 206H64V207H66ZM72 206H73V208H72ZM130 206H134L132 208V211H131V208H128ZM249 206H248V208H249ZM67 207H66V209H67ZM74 207H76V208H74ZM89 207H91V208H89ZM200 207H201V209H200ZM205 207H208V208L211 207L212 210L214 209V211H212V210L209 211V209H207ZM107 208H108L109 212L107 211ZM178 208L179 209L182 208L183 211L179 210ZM216 208L218 210H216ZM230 209L233 211L232 212L229 211ZM67 210H69V208ZM81 210H83V211H81ZM122 210H124L126 214L125 213L122 214V212H124ZM191 210H193V211H191ZM200 210H202L201 211L202 214H201ZM203 210L205 212L204 214H203ZM24 211H23V213H25ZM101 211L104 212V214L102 215L103 218H101L102 217L101 214L103 213ZM195 211L198 212L196 214H199L196 217H195L196 214L195 215L192 214L193 212L195 213ZM211 211L213 213L216 212L215 214H217V216L219 215L221 220L216 221V220H218V218H219L218 217L216 220L211 221L212 219L216 218V217H214V214ZM190 212L192 214L191 215L192 217H190V215H189ZM206 212H208V213L211 212V215L206 214ZM162 213H164V212L162 211ZM162 213H161V215L158 214V216L156 214H153L155 216H150L151 218L144 220V221H146V222H144L146 226L144 224H141V222L143 221V219H141L142 221L140 220L141 222H139V224H138L140 226V227H138L139 228L138 230L141 229L143 232L138 231L136 229L137 230L136 233L140 234V235H136V237L137 236L140 237L142 235V238H145L147 232L149 230H151V228L153 230V228L159 227L160 226L159 224H162V223H164L163 225H165V227H166V228L164 227L165 229L163 228L164 230L163 229L162 230L166 231L168 228L166 226L167 224H165L167 218H165V216H164L165 213L163 215H162ZM50 214H51V212H50ZM79 214H81V215L78 216ZM124 214L127 215L126 217H128V218H126ZM184 214H187V216L185 215L186 216L185 217ZM200 214H201V216H200ZM205 214L209 219H211L210 216H212V219L211 220H209L207 218L205 219V217H206ZM121 215L124 217H122ZM129 215H130L132 220L129 218ZM250 215H253V216L251 217ZM104 216H105V218H104ZM162 216H163V218L161 219L160 217H162ZM154 217L157 218L156 222L157 221L160 222L159 224H157L158 222L157 223L155 222L157 227H154L156 225L152 224L155 221ZM193 217H194V219H192ZM121 218L123 219V221ZM189 218H191L192 220H188ZM127 219H129L131 221H129ZM150 219H152V220H150ZM161 220H163L165 222H163ZM128 221H129V223H128ZM121 222L122 223L124 222L125 225H123ZM149 223L153 226H151ZM118 225H119V227H118ZM121 225H123V227ZM147 225H150L151 227L147 226ZM163 225H161L160 227L162 228ZM141 226H145L143 228L149 227L148 231H146L147 228L144 231ZM118 228L121 229V232H123V233H120L119 232L120 230ZM115 230L117 232H119V235H118V233L115 232ZM127 230L128 229L126 228V231ZM99 231H101V232H99ZM103 232L107 233L108 235H106V234L103 235ZM99 233L100 234L102 233V235H99ZM127 233H128V231H127ZM141 233H144L145 237L143 236L144 234H141ZM149 233H150V231H149ZM149 233H148L147 237L149 236ZM113 234L116 236H119V237L115 238L116 236L114 237ZM120 234H121V236H120ZM124 234H126V232ZM131 234L133 235V233H131ZM111 235H113V236H111ZM108 236H110V237L108 238ZM126 236L128 237L129 235L126 234ZM105 237H107L108 239L106 240ZM120 237H121V239H120ZM135 239L137 240L139 238L137 237ZM114 242H113V246H112L113 248L115 247ZM101 243L102 244L104 243V246H102ZM108 244H110V245H108ZM98 245L102 246L101 249L99 248ZM131 245H132V243H131ZM131 245L130 244L128 245L127 251H126V252H128V251H130V249H132L130 252H128L130 254H131V252H134V250H135L134 249L135 247L132 248L133 245H132V247H131ZM117 246L119 247V244L116 245V248H118ZM94 247H96L98 249H95ZM40 249H39V251H40ZM113 250H115V249H113ZM98 251L99 252L102 251V252L99 253ZM41 252H43V250ZM41 252H39V253L43 254ZM108 253L106 255H108ZM97 256H96V258L93 257V258H95L94 259L95 261L97 259L100 260L99 256H98V258H97ZM111 256H109V257H111ZM98 260L96 262L91 260L93 262H91V261L90 262L93 264L98 262V264H99L100 262ZM113 262L111 261V263H113ZM195 263H193V264H195ZM198 263H196V264H198ZM113 264H115V263H113Z\"/></svg>",
  "mask_w": 264,
  "mask_h": 264
},
{
  "label": "bare ground",
  "instance_id": "bare-ground-1",
  "mask_svg": "<svg viewBox=\"0 0 264 264\" xmlns=\"http://www.w3.org/2000/svg\"><path fill=\"white\" fill-rule=\"evenodd\" d=\"M129 1V0H128ZM132 1V4H133V0H131ZM136 1V3H134V5H138V4H140L137 0H135ZM134 1V2H135ZM149 1V3H147V4H149L148 6H150V7H153L154 5H158V4H156L155 2V0H148ZM162 1H164V0H162ZM173 1V0H172ZM204 1V0H203ZM69 2H70V4H69ZM141 2V1H140ZM145 2H147V1H145ZM165 2H166V4H165ZM163 4H165V8H166V6H167V9H166V12H167V14H166V16L169 14H171V12L170 11H174V6L172 7V3L173 2H171V0H166ZM201 2H202V0H201ZM131 3V2H130ZM203 3H205V2H203ZM206 3H208L207 2V0H206ZM205 3V5H207L208 6V4H206ZM151 4H153L152 6H151ZM210 4V3H209ZM159 6V5H158ZM160 6H162V5H160ZM160 6H159V8H160ZM206 6V7H207ZM155 7V6H154ZM164 7V6H163ZM163 7H161L160 9H162ZM210 7H211V5H210ZM80 9L81 10V6L79 5V3L77 2V1H75V0H68V1H66V0H0V124L2 125V127L4 126V125H9V127L11 126V127H16L17 129L18 128H21L20 130H24V129H26L25 131H27V130H34V128L36 129H39V130H41L42 132L43 131H49V135L48 136H50V133H51V135H53L52 134V132L55 134V136H56V134H58V132L61 134V133H64V134H66V136H67V134L68 135H72L73 137H80L79 138V140L81 139L82 140V138H84L85 139V137L86 136H90V134H92V133H89V132H87V129H89L88 128V121H87V123H85V124H87V129H86V126L84 127L86 130H81V128L83 127L82 125H81V123L83 124L84 122H80V125H81V128H80V130H74L75 128H70L72 125H69L68 123H66V122H68V120H63V117L61 118L60 116H59V114H61L60 112H58L57 114L56 113H54L55 112V110H54V106L52 107L53 108V110H52V108H51V111H53V112H51V111H49L50 109H48V106L46 105V104H44V99L46 98V100L48 101V96L47 95H45V93L50 89H48L47 88V86H50V87H52L53 88V90H55L54 92H52V93H55V98H56V95H59V94H62V93H64V91H61L60 90V88L61 87H64V85H67L66 83H70L71 81L73 82V80H71L70 82H69V79L67 80L66 78V76L64 75V72H65V68H64V65L66 66V71H69V69L70 68H72V66H74V65H77V66H74L73 67V69L75 68V67H77V69H79L80 68V66L82 67V69L85 71V73L87 74L88 73V75L90 76V77H92V79L93 80H95V79H100L102 82H100V80H99V90L101 91V93H102V95L105 97V96H107L108 98L107 99H109L110 100V98H112L113 97V95H111L112 94V89H110V86L112 85V83H111V81L109 82V78H110V74L109 73H107L104 69H102L103 67L101 66H99L98 64H95V62H94V55H93V53L91 52V51H89L88 53L86 52L87 51V49H86V51L84 50L85 49V47L82 49V44H81V42H80V40H78L77 39V37H74L73 35H66V34H64V33H62L61 32V30L59 29V30H57L58 29V27H56L54 24L56 23H52L51 22V20H49L47 17H46V15H44V14H42L41 13V11H47V10H53V11H51L52 13V16L54 15V14H58V16L59 17H61V16H66V15H69V16H71V17H73L74 19H77V21L79 22V23H81L84 27H86V28H90V29H92V30H94L96 33H98V35L101 37V38H103V39H105V38H107L108 37V35H107V32H102V30L103 31H107L106 29H108V28H106L105 29V25L107 24V23H105L106 21L103 19H101V18H98V17H94V16H91V15H89V14H85L84 13V15L82 14V13H79V12H77L75 9ZM157 7H155V9H156ZM158 8V9H159ZM209 8V7H208ZM164 9V8H163ZM162 9V10H163ZM171 9H173V10H171ZM33 10V11H32ZM157 10V9H156ZM165 10V9H164ZM164 10H163V12H164ZM158 11V10H157ZM38 12H40V13H38ZM53 12H56V13H53ZM158 12H160V10L158 11ZM99 13V12H98ZM161 13V12H160ZM174 13V12H173ZM49 14H50V11H49ZM57 14H56V16H57ZM83 16H82V15ZM79 15V16H78ZM82 17H86V18H81V16ZM162 15H164L163 13H162ZM162 15H160L161 17H162V19L163 18H165V20H169L172 16H170V18H168V19H166V16L164 15V16H162ZM168 15V16H169ZM174 15V14H173ZM100 16H102V15H100ZM160 17V18H161ZM78 18H81V20L79 21L78 20ZM162 19H161V21H162ZM170 20H173L172 18L170 19ZM164 21V20H163ZM166 21V22H167ZM166 22L164 23L165 25H166ZM163 23V22H162ZM167 23H169V22H167ZM171 23V22H170ZM57 24V23H56ZM163 24V25H164ZM173 24V23H172ZM169 25V24H168ZM108 27V26H107ZM104 28V29H103ZM99 29H101L100 31H99ZM99 31V32H97V31ZM109 31V30H108ZM110 35H111V33L110 32H108ZM112 36H114V34H112L111 35V37ZM118 36V35H117ZM110 37V38H111ZM115 38H116V36H114ZM114 37H112V39H114ZM264 37V36H263ZM119 38H120V36H119ZM118 38V39H119ZM123 38V37H122ZM115 40V43H116V41L118 42V40H117V38L116 39H114ZM113 40V41H114ZM121 40V39H120ZM119 40V41H120ZM124 41V40H123ZM121 42H122V40H121ZM120 42V43H121ZM260 42V41H259ZM262 42H264V39L262 40ZM122 44V43H121ZM121 44H119V42L117 43V45H116V49H118L120 46H121ZM263 44V43H262ZM118 45H120V46H118ZM122 45H124V43L122 44ZM261 45V44H260ZM260 45H258V47L260 46ZM125 47L123 48L122 46V48L126 51L127 49H126V46L127 45H124ZM120 47V48H121ZM129 47V46H128ZM262 47V46H261ZM131 48V47H130ZM129 48V49H130ZM128 49V50H129ZM132 49V48H131ZM260 49V48H259ZM123 50V51H124ZM262 50H264V47H263V49ZM120 52L122 51V49L121 50H119ZM122 51V54H124V52ZM130 51V50H129ZM131 51H133V50H131ZM257 51H259V50H255V52H257ZM221 52V51H220ZM261 52V51H260ZM260 52H258V54L260 53ZM129 52H127V53H125V55L126 54H128ZM252 55H253V53H251ZM250 54V55H251ZM258 54H255L254 53V55H256V57L258 56L259 58H261L262 57V60L260 61L261 62V65H260V63H259V61L256 63L255 62V64L256 65H258L259 67V69H257V67H256V69H257V71L259 70V72H257L256 70V72H257V74H259V75H256L257 77L258 76H260V74L262 75H264V69H263V67H260V66H262V64H263V66H264V54H263V52H261L260 54H262V55H258ZM130 55H133V53H130ZM129 55V56H130ZM253 55V56H254ZM253 56H250V57H253ZM132 57V56H131ZM218 57V56H217ZM257 57V58H258ZM254 58H255V56H254ZM254 58H252V59H254ZM257 58H255V59H257ZM255 59H254V61H255ZM258 60V59H257ZM256 60V61H257ZM263 62V63H262ZM254 64V65H255ZM251 65V64H250ZM253 67V63H252V66L251 67H249L250 69ZM255 67L253 68V69H255ZM260 68H262V70L260 69ZM47 69V71H48V75L45 73V70ZM77 69H75V70H77ZM249 69V70H250ZM62 70L64 71L63 72V74H62ZM72 69H70V71H71ZM75 70H73L74 72V74L73 75H75L76 76V71ZM79 70H81V69H79ZM261 70V71H260ZM254 71V70H253ZM253 71L251 72H249V73H253ZM256 72H255V74H256ZM261 72V73H260ZM263 72V73H262ZM68 73V72H67ZM67 73H65V74H67ZM83 73V72H82ZM85 73H83V74H85ZM47 75V80H45V77H46V75ZM72 74V73H71ZM106 74H109L108 76V78H107V76H106ZM69 75H70V72H69ZM88 75L86 76L85 75V77H87V78H89L88 77ZM250 75V74H249ZM45 76V77H44ZM75 76H73L72 77V79L75 77ZM256 76L254 77V78H256ZM83 77V76H82ZM85 77H83V78H85ZM101 77V78H100ZM262 76H260L259 78H256L255 80V82H257V80L258 81H260V78H261ZM68 78H71L70 76L68 77ZM81 78V77H80ZM80 78H77L78 80L80 79ZM251 78H253L252 77V75L250 76V79ZM90 79V78H89ZM249 79V81H251V82H253L252 80H254V79H251L250 80ZM262 79V78H261ZM78 80H74L75 82L76 81H78ZM82 80V79H81ZM78 81V83L79 82H82V81ZM84 80H86V79H84ZM111 80V79H110ZM231 78H230V81H229V83L231 82ZM234 81H235V79H233ZM87 81H89V82H92V84L94 83V81H90V80H87ZM96 81V83L98 82L97 80H95ZM132 81V80H131ZM198 81V80H197ZM196 81V82H197ZM234 81H232L233 82V84H237V82L236 83H234ZM262 82H259V83H263V81L264 80H261ZM84 82V83H83ZM82 83L83 84H87V86L89 85V83H85V81H83ZM127 82H129V80L127 81ZM255 82H254V84H255ZM77 83V84H78ZM109 83H111V85L109 84ZM133 83V82H132ZM199 83V82H198ZM129 84H131V83H129ZM195 84V83H194ZM232 84V83H231ZM230 84V85H231ZM248 84H249V82H248ZM258 84V83H257ZM260 84V85H261ZM45 85V86H44ZM74 86L76 85V83H74L73 84ZM79 85H80V83H79ZM78 85V86H79ZM90 85H91V83H90ZM96 84H94V85H91V86H95ZM110 85V86H109ZM126 85H128V83L126 84ZM250 85V84H249ZM260 85H256L257 87L259 86L260 87ZM70 86L72 87V90L73 89H75V90H77L76 89V87L75 88H73V86L70 84ZM70 86H67V88L68 87H70ZM96 86H98V85H96ZM128 86H130V85H128ZM192 86V85H191ZM194 86V85H193ZM197 86H198V84H196L194 87H196L197 88ZM233 86H235V85H233ZM247 86V85H246ZM262 86V85H261ZM80 87H83V85H80ZM86 87V86H85ZM193 87V88H194ZM248 87H250V86H248ZM252 87V86H251ZM257 87H254L253 88V91H254V89H257V90H259ZM46 90L47 89V91L44 93V89ZM64 88H66V86L64 87ZM64 88H62L63 90H64ZM88 88H89V86H88ZM95 88H97V87H95ZM236 88V87H235ZM234 88V89H235ZM238 88V87H237ZM262 87H260V89H261ZM60 90V93L59 94H57L58 93V91H56V90ZM90 89V88H89ZM191 89L192 88H190V91H191ZM233 89V88H232ZM241 88H239V89H236V90H240ZM248 89V88H247ZM250 89V88H249ZM262 89H264V87L262 88ZM68 90H69V88H68ZM91 90H93V88L91 87ZM194 90V89H193ZM192 90V91H193ZM197 90V89H196ZM227 90L228 89H226L225 91H226V93H227ZM257 90H255V94H257V93H259V92H261L260 90L258 91V92H256ZM66 91V90H65ZM70 91H71V88H70ZM74 91V90H73ZM100 91H99V93H100ZM189 91V88H188V91L185 93V94H182V98H179V99H181V102L184 104L185 103V105H186V102L191 98V96H193V94H192V92H190ZM195 91V90H194ZM224 91V90H223ZM235 91V90H234ZM242 91V89L239 91V92H241ZM246 91V90H245ZM244 90H243V92H245ZM253 91H251V92H253ZM49 92H50V90H49ZM62 92V93H61ZM75 92V91H74ZM98 92V91H97ZM262 92H264V90H262ZM71 93H72V91H71ZM95 93H96V90H95ZM99 93H96L95 95L93 94V96H96L97 95V97L99 96V97H102V96H100L99 95ZM116 93V92H115ZM225 93V92H224ZM226 93H225V95H226ZM242 93V92H241ZM241 93H240V95H241ZM247 93V92H246ZM245 93V94H246ZM254 93V92H253ZM49 94H51V93H49ZM65 94V93H64ZM63 94V98H64V95ZM228 95H229V93H227ZM255 94H254V96H255ZM263 94V93H262ZM34 96V98H36V99H33V100H35V101H33L32 100V98L30 99V97L29 96ZM52 95V94H51ZM54 95V94H53ZM52 95V97L54 98V96ZM114 95H116V94H114ZM220 95H223V94H220ZM227 95V96H228ZM244 95V94H243ZM246 95H248V93L246 94ZM246 95H245V97H246ZM259 95V94H258ZM264 95V94H263ZM47 96V97H46ZM250 96V95H249ZM253 96V97H254ZM50 97V96H49ZM51 97V98H52ZM59 97H61V100L63 99L62 98V96H60L59 95ZM99 97H98V99H99ZM110 97V98H109ZM120 97V96H119ZM118 97V98H119ZM208 97V96H207ZM218 97H219V95H218ZM224 96H222V98H223ZM226 97V96H225ZM238 97H242V96H238ZM253 97L252 96H250V97H246L247 99H249V98H251L253 101H254V99H253ZM259 97V99H256V98H258ZM260 97H264V96H261V95H259V96H256V98H255V101H259V100H261L262 98H260ZM50 98V99H51ZM96 98V97H95ZM114 98H115V96H114ZM121 98V97H120ZM220 98V97H219ZM222 98H220V100H222ZM226 98H228V97H226ZM229 98H230V95H229ZM234 98V97H233ZM242 99L243 101L245 100V101H247V105L249 104V102H250V105H251V103H252V100L250 99V101H248L247 99ZM49 99V100H50ZM103 99V98H102ZM105 99H106V97H105ZM104 99V100H105ZM116 100H117V97L115 98ZM205 99V98H204ZM211 97H210V101H211ZM225 99V98H224ZM231 99V98H230ZM230 99H228V101H230L231 102V105H234L236 102L238 103V104H240L239 106L241 107V103H243V102H241V103H239V101H233L232 99L230 100ZM52 100H56V99H52ZM52 100H50V101H48V102H50V103H52L53 101ZM89 99H87V101H88ZM95 100H97V98L95 99ZM108 100V101H109ZM207 100H209V99H205V101L207 102ZM219 100V101H220ZM238 100V99H237ZM57 101H58V96H57V100H56V104H54L55 103V101H54V103H52L51 105H57ZM85 101V100H84ZM87 101H86V103H87ZM90 101V100H89ZM107 101V102H108ZM110 101H113V99H111ZM120 101H121V99H120ZM120 101H118L117 102V104L120 102ZM178 101V100H177ZM176 101V102H177ZM219 101H215V102H219ZM254 101V102H255ZM46 102V101H45ZM48 102H47V104H48ZM100 103V100H98L97 101V103ZM115 102V101H114ZM124 102V101H123ZM180 101H179V103L180 104H182ZM214 102V103H215ZM221 102H226V103H228L227 102V99H225L224 101H221ZM220 102V103H221ZM229 102V103H230ZM232 102H234V103H232ZM260 102V101H259ZM259 102H258V104H259ZM262 102H263V100H262ZM49 103V104H50ZM60 103V102H59ZM58 103V104H59ZM89 103V102H88ZM102 103V102H101ZM100 103V104H101ZM109 103V102H108ZM107 103V104H108ZM111 103V102H110ZM109 103V104H110ZM121 103V102H120ZM210 103H212V102H210ZM236 103V104H237ZM256 103V102H255ZM255 103L253 104V105H255ZM264 103V102H263ZM48 104V105H49ZM99 104V105H100ZM103 104V103H102ZM123 103H121V104H119V105H122ZM156 104H157V102H156ZM177 104V106H178V103H176ZM183 104H182V106H180L181 108H180V110L178 111V112H175V117L176 118H178V116H187L186 114V112L189 110V109H187V111H185L186 110V108H185V106H183ZM206 104V103H205ZM209 104V103H208ZM213 104V103H212ZM216 104H218V103H216ZM245 104V103H244ZM257 104V103H256ZM51 105H49V106H51ZM106 105V104H105ZM125 105V104H124ZM138 105V104H137ZM136 105V106H137ZM214 105V104H213ZM212 105V106H213ZM221 105V104H220ZM223 105H225V104H223ZM249 105V107H250V109L248 108V106H247V108H246V105H243V106H245V108L247 109V111H245L246 112V114H247V116H245V117H250V121L249 122H252L250 125H251V128H249L248 127V125H247V127H248V130H245V129H247V127L244 129V131H242L241 133H240V135H238L239 134V131H237V130H239V129H235V131H237V132H235L233 129H232V125L230 126L231 127V129H230V127H228V125H226L227 124V122H225V120H227L228 121V123H230V124H233V123H231V122H229V120L228 119H230V115H232V114H230V112H229V110L227 109L228 107H229V109L230 108H232V109H234L233 107L234 106H232V107H230V105H226V106H228L227 108L224 106V108H223V106L221 105V108L219 107V106H217V110L219 111V110H221L222 111V108H223V111H226V110H228V112H229V114L230 115H227V114H225L228 118H226V117H224V119L225 120H223V118H220V119H222L221 121L222 122H224V123H222L221 124V121H219V117L218 118H216L217 120H218V122H220L219 124L218 123H215L214 124V122H217V120L216 121H213V116H211V114H209V117L211 116V118H212V122H213V124H210L211 122H209L208 124L209 125H211L212 127H213V125H216V124H218V125H220L219 127H221L222 126V130H220V131H222L223 133H220V134H218L219 133V131H218V136L219 135H222V134H224V137H225V141H224V139H222V136H219L221 139H222V141L224 142H222L221 141V139L220 138H218V139H220V141L219 140H217V138H215V140L214 141H216L217 140V144L219 143V142H222V144L221 143H219V145H220V148H218V149H215L216 147L215 146H219V145H216V143L214 142L213 143V139H210V141H208V142H211L210 144H215V145H213V147H211L212 149L214 148L215 150H218L219 152H220V154H221V156H218L217 157V159L219 158V157H221L220 158V162H221V164H222V168L224 169V172H225V174L227 175L226 177H227V179H226V181H224V180H221V179H218V178H216V176L212 173V174H209V173H206V169L204 170V171H202L203 173H200L201 171V169H203V168H201V167H199L200 168V172L198 171V173H200V174H198V178L200 179V177H201V179H205V181H206V179L209 181V182H205V184H204V186L206 185V184H210L211 185V188L209 189V191H215L216 189H213L212 190V185L213 186H215L218 190H219V192L218 191H216V192H214V193H216L215 195H217V192L218 193H220L221 192V194H220V201H217V202H220V203H222V205L221 206H223V204L224 203H228V205H229V203L233 200L234 201V198L236 197H238L237 199L239 200V203L241 202L240 200L242 199V198H244L245 199V197H247L248 199H249V202L248 203H250L251 202V205L249 206V204H247L248 206H249V208H248V206H246L244 203H246L245 202V200H243L244 201V205L246 206V208L248 209V211H249V209L252 211H250L251 213H253V211H254V217L253 218H255L256 217V214H259V215H257L258 217V219L261 217V214H260V212L261 213H263L262 214V219H264V152H262L263 150H264V126H261V127H263V128H261L260 127V125L259 124H261L262 122H263V124H264V117H262L263 115H264V109H263V112H262V108H264L263 106H264V104H263V106H262V108L260 107V109L259 108H257V113L255 112V111H253L254 113H253V115L251 114H249L250 112V110H254L253 108H254V106H252L253 108H251V106ZM260 106H261V103L259 104ZM102 106V105H101ZM100 106V107H101ZM108 106V105H107ZM110 106V105H109ZM114 106H115V103H114ZM123 106V105H122ZM122 106H120V107H122ZM134 106H135V104H134ZM136 106L134 107L135 109H137L136 108ZM177 106H176V108H177ZM179 106H178V109H179ZM211 106V105H210ZM216 106L215 107H213V108H216ZM237 106V105H236ZM242 106V107H243ZM103 107H105V106H103ZM184 109H183V108ZM238 107V106H237ZM239 107V108H240ZM259 107V106H258ZM50 108V107H49ZM102 108V107H101ZM100 108V109H101ZM106 109H107V107H105ZM174 108H175V105H174ZM211 108V107H210ZM225 108H226V110H225ZM239 108H237V109H239ZM244 108V107H243ZM255 108V109H256ZM212 109V108H211ZM211 109H209L210 110V112L212 113V111H211ZM246 109H244V110H246ZM240 111L241 110H243V109H239ZM261 110V111H260ZM58 111V110H57ZM214 111V110H213ZM216 111V110H215ZM220 111V112H221ZM234 111H235V109H234ZM238 111V110H237ZM97 112V111H96ZM100 112V111H99ZM101 112H102V114H104L103 112V110H101ZM190 112V111H189ZM188 112V113H189ZM207 112H208V109H207ZM227 112V111H226ZM232 112V111H231ZM244 112V113H245ZM247 112H249V113H247ZM262 112V113H261ZM186 113V114H185ZM191 113V112H190ZM214 114H215V112H213ZM219 113V112H218ZM223 113V112H222ZM244 113H240L239 114V112L237 113L236 111H235V114L237 115V114H239L241 117H242V114H244ZM64 114V113H63ZM89 114H91V113H89ZM89 114H87V116L89 115ZM98 114V113H97ZM97 114L95 113V115H96V117H95V119L98 117L97 116ZM176 114H177V116H176ZM185 114V115H184ZM205 114H207L208 115V113H206V111H205ZM213 114V115H214ZM216 114H217V111H216ZM234 114V116H236ZM262 114V115H261ZM189 115V114H188ZM206 115V116H207ZM250 115V116H249ZM61 116H62V114H61ZM64 116V115H63ZM86 116V115H85ZM84 116V117H85ZM91 116V115H90ZM89 116V117H90ZM104 117L103 115H100L99 114V117ZM108 116V115H107ZM180 116V119H176L175 117V119L176 120H178V121H180L181 120V118H184L183 116L181 117ZM190 116V115H189ZM205 116V117H206ZM217 116H220L221 117V115H216V117ZM224 116V115H223ZM222 116V117H223ZM69 117V116H68ZM84 117H82L81 116V120H83L84 119ZM94 117V116H93ZM100 117V118H101ZM208 117V116H207ZM261 117H262V122H259V121H261ZM64 118H66V117H64ZM70 118H72V117H70ZM85 118H87V117H85ZM98 119L99 120V123H100V121H104L105 122V118H103V120L102 119ZM190 118V117H189ZM211 118H210V120H211ZM242 118H244V115H243V117ZM241 118V119H242ZM69 119V118H68ZM78 119V118H77ZM92 119V118H91ZM110 119V118H109ZM108 119V120H109ZM174 119V120H175ZM184 119H188V118H184ZM206 119V118H205ZM232 119V118H231ZM245 119V121H246V118H244ZM248 119V118H247ZM71 120V119H70ZM75 120V119H74ZM80 120V121H81ZM107 120V119H106ZM173 120V121H174ZM214 120H215V118H214ZM243 120V119H242ZM72 121H73V119H72ZM76 121V120H75ZM96 121V120H95ZM151 121H153V120H151ZM178 121H176V122H178ZM183 121V120H182ZM182 121H181V123H182ZM185 121H187V123H188V121L189 120H185ZM206 121H209V118H208V120H206ZM231 121H233V119L231 120ZM235 121V120H234ZM238 121V120H237ZM236 121V122H237ZM71 122V121H70ZM69 122V123H70ZM78 122V121H77ZM91 122H92V120H91ZM93 122H94V119H93ZM104 122H102V123H104ZM108 122H110V121H108ZM154 122V121H153ZM239 122V121H238ZM75 123V122H74ZM89 123H90V121H89ZM96 123V122H95ZM98 123V122H97ZM102 123H100V124H102ZM111 123V122H110ZM174 123H175V121H174ZM179 123V122H178ZM177 123V124H178ZM181 123H179V125L181 124ZM184 123V122H183ZM182 123V124H183ZM226 123V124H225ZM68 124V125H67ZM77 124V123H76ZM105 124V123H104ZM108 124V123H107ZM106 124V125H107ZM185 124V123H184ZM224 124V125H223ZM240 124V123H239ZM246 126V124H245V122L243 123H241V125L242 126H244V125ZM99 125V124H98ZM97 125V126H98ZM105 125V126H106ZM154 125V124H153ZM176 125V124H175ZM175 125H173L174 126V128H173V132H174V129H175ZM237 126H233L234 128L235 127H238V123L236 124ZM256 125H259V127L261 128H258ZM262 125V124H261ZM93 126V129H99V127L98 128H96V127H94L95 125H92ZM100 126H104V125H100ZM109 126H110V124H109ZM112 126V125H111ZM149 126V125H148ZM148 126H147V128H148ZM151 126V125H150ZM149 126V128L151 129V127ZM155 126L156 125H154L152 128H155ZM183 126V125H182ZM186 126H188V125H186ZM240 126V125H239ZM242 126H240V127H242ZM8 126H7V128H9ZM13 127V128H14ZM73 127V126H72ZM80 127V126H79ZM78 127V128H79ZM115 127V126H114ZM114 127H112V128H114ZM118 127V126H117ZM116 127V128H117ZM178 127V126H177ZM176 127V129H175V132L177 133V131H178V135L180 134L179 133V130H178V128H181V126H179L178 128ZM197 127V126H196ZM195 127V128H196ZM200 127H203V126H200ZM199 127V128H200ZM207 128H209L208 126H206ZM4 128H5V126H4ZM4 128H1L0 129V133H1V131H2V133L4 132L3 130H6V129H4ZM13 128H11V129H13ZM15 128V129H16ZM30 128V129H29ZM32 128V129H31ZM106 128V127H105ZM108 128V127H107ZM106 128V129H107ZM110 128V127H109ZM126 128V127H125ZM129 128V127H128ZM147 128H146V131H148L147 130ZM157 128V127H156ZM187 128V127H186ZM189 128V127H188ZM187 128V129H188ZM191 128H194V126L193 127H191ZM215 128V126L213 127V130H215L214 129ZM217 129H218V127H216ZM239 128V127H238ZM243 128V127H242ZM10 129V130H11ZM15 129H14V131H15ZM92 129V131L94 132L95 130H93ZM104 129V128H103ZM105 129V130H106ZM115 129V128H114ZM130 129H132V128H130ZM144 129V128H143ZM143 129H141V131L143 132ZM197 129V128H196ZM201 129V128H200ZM216 129V130H217ZM220 129V128H219ZM218 129V130H219ZM8 130V129H7ZM6 130V131H7ZM19 130V129H18ZM38 130V131H39ZM101 131H102V129H100ZM115 130H117V129H115ZM124 131L123 132H125V130H127V128L126 129H123ZM134 130V129H133ZM136 131H137V128L135 129ZM140 129L138 128V131H139ZM152 130V129H151ZM154 130V133L153 132H149V134H150V141H151V136L153 135V134H155L156 132H157V130L158 129H156V132H155V129H153ZM182 130V129H181ZM180 130V132L182 133V131ZM191 130V129H190ZM189 130V131H190ZM198 130V132H199V129H197ZM202 130V129H201ZM203 130L205 131H202V132H204V134L207 132V131H209L208 129H207V131L203 128ZM215 130V131H216ZM6 131L4 132V133H6ZM12 131V130H11ZM11 131H9L10 133L9 134H13L14 132H11ZM40 131V132H41ZM56 131H57V133H56ZM88 131H90V130H88ZM91 131V132H92ZM98 131V130H97ZM112 131V130H111ZM114 131V130H113ZM112 131V132H113ZM118 131V130H117ZM129 131V134L131 133V131L130 130H128ZM135 131V132H136ZM138 131L136 132V133H138ZM144 131H145V129H144ZM145 131V132H146ZM187 131V130H186ZM192 131H193V129H192ZM211 131V130H210ZM215 131H211L210 133H211V137H212V135H214L213 133H216ZM24 132V131H23ZM22 132V133H23ZM29 132V131H28ZM28 132H27V135L29 136V134H28ZM34 132V131H33ZM35 132H37V131H35ZM39 132V133H40ZM99 132V131H98ZM97 132V133H98ZM103 133L105 132V131H102ZM109 132V129H108V131L106 132V134ZM112 132H110V134L112 133ZM114 132H116V131H114ZM119 132V131H118ZM117 132V133H118ZM134 132V131H133ZM140 132V131H139ZM159 132V131H158ZM184 132H185V130H184ZM184 132H183V134H184ZM191 132V131H190ZM189 132V133H190ZM194 132H195V129H194ZM197 132V133H198ZM1 133V134H2ZM8 133V132H7ZM15 133H17L18 135L20 134V131H19V133L18 132H16L15 131ZM14 133V134H15ZM24 133H26V132H24ZM24 133L23 134H20V137L19 138H25V136L23 137V136H21V135H24ZM120 133V132H119ZM121 133H122V131H121ZM136 133H133V135L135 134L136 135ZM147 134H148V132H146ZM153 133V134H152ZM172 133V132H171ZM170 133V134H171ZM188 133V134H189ZM196 133V134H197ZM238 133V134H237ZM11 134V135H12ZM17 134L15 135V139H19L18 137H17ZM45 134H48V133H45ZM94 134H96V132L94 133ZM99 134H100V132H99ZM99 134H98V136H99ZM109 133H108V135L109 136H111ZM115 133H113V135H114ZM125 134V133H124ZM128 134V135H129ZM142 134V133H141ZM141 134L139 135V136H136L137 138L139 137V141H143L142 139L140 140V137H141ZM159 134V133H158ZM164 135L165 136V138L167 139V138H169V137H167V136H171V135ZM174 134V133H173ZM177 134H175V135H177ZM185 134H186V132H185ZM187 134V135H188ZM193 133H191V135H192ZM200 134V133H199ZM216 134V135H217ZM8 135V134H7ZM59 135V134H58ZM62 135L63 134H61L60 135V138L62 137ZM97 135V134H96ZM102 134H100V136H101ZM108 135L106 136L105 134H104V136L105 137H108ZM116 135V134H115ZM120 135H123V134H119V138H120ZM128 135H127V137H128ZM130 135H132V134H130ZM129 135V136H130ZM143 135H144V133H143ZM146 135V134H145ZM162 135V133H160V136ZM210 135V134H209ZM6 136V135H5ZM5 136H3V134H2V137L0 138V139H3V137H5ZM10 136V135H9ZM28 136H26V137H28ZM48 136H47V138L46 139H49V138H51V137H49L48 138ZM54 136V137H55ZM69 136V137H70ZM98 136H96V138L98 137ZM116 136H118V135H116ZM154 136V135H153ZM174 136V135H173ZM182 136V135H181ZM185 136V137H184ZM184 136H182V137H184L185 139H186V135H184ZM195 136V135H194ZM215 136V135H214ZM213 136V137H214ZM260 137L259 138V141L261 140L262 142H261V144L259 143V141H258V143L256 142V141H254V139H253V137ZM6 137H8V136H6ZM46 136H43V138H45ZM54 137H52L51 139L53 140V138ZM64 137H65V135H64ZM92 137H94V136H90V138H92ZM102 137H103V135H102ZM122 137V136H121ZM123 137H124V135H123ZM134 137V136H133ZM135 137V138H136ZM143 137V136H142ZM141 137V138H142ZM144 137H146V136H144ZM155 137H157V136H155ZM177 137V139H173V140H175L174 142L175 143H173V140H172V142H170V144L171 143H173L172 145V147H171V145H170V147H169V145H168V147H169V149L168 150H166L164 147H167V144L165 145V144H163V146H161V144H160V142H159V140H161V138L162 139H164L163 137H160L159 138V135H158V142H159V146L160 147H163V149H165L164 151H162L160 148V150L166 155H163V153H162V155H161V157L163 156V158H164V156L165 157H167L165 160H168L169 162H167V163H170L169 164V166H167V167H163L162 166V164L165 162V160L163 159L162 160V158L159 156V159H160V161L162 160V164H161V166L164 168V169H166V171H167V169L168 168H171L170 167V165L172 164L173 166H172V168L170 169V171H171V173H166V174H173V172H175L176 170V173L179 171L180 172V170H181V168H179L180 167V165H177L178 163L177 162H179L178 161V158L177 157H179V158H181L180 157V155L182 154V150L180 151V141L182 140V139H184V138H182V137H179V136H176ZM178 137H179V139H178ZM191 137V136H190ZM193 137V136H192ZM206 138L207 137H209V136H205ZM210 137V138H211ZM216 137V136H215ZM60 138H58V140H61ZM76 138V139H77ZM95 138V139H96ZM110 138H114V136L112 137H110ZM119 138L118 137H116V139H118V141H119ZM132 138V137H131ZM131 138H126V139H128V141L129 140H131ZM137 138H136V140H137ZM172 138V137H171ZM180 138H182L181 140H180ZM5 139H7L8 140V138H5ZM13 139H14V136H13ZM12 139V140H13ZM63 139H68L67 137L66 138H63ZM88 140H89V138H87ZM94 139V138H93ZM94 139V140H95ZM99 139L100 140H102V138L101 137H99ZM98 139V141H100ZM103 139H107V138H103ZM115 139V138H114ZM124 139V138H123ZM145 139V138H144ZM148 139H145V140H147V141H149ZM184 139V141L186 142V141H188L187 139L185 140ZM256 139V138H255ZM54 140H56V139H54ZM69 140H70V138H69ZM94 140L92 141V143H93V145H94ZM97 140V139H96ZM120 140H121V138H120ZM125 140V139H124ZM145 140H144V143L146 144V142H145ZM155 140H157V138L156 139H154L153 140V142H155L156 143V141ZM168 140V139H167ZM205 140V139H204ZM203 140V141H204ZM209 140V139H208ZM212 140V141H211ZM6 141V140H5ZM9 142H12L11 140H10V137H9V140H8ZM7 141V142H8ZM57 141V140H56ZM64 141V140H63ZM98 141H96V142H98ZM103 142H104V140H102ZM116 141V140H115ZM113 139H112V142L111 141H109L110 143H114L115 142ZM117 141V142H118ZM132 141H135V140H132ZM169 141H170V139H169ZM169 141H168V143H169ZM207 140H205V143L203 144V145H205L207 142H206ZM72 142V141H71ZM75 142H78V140H75ZM74 142V143H75ZM89 142H91V140H89ZM103 142H102V144H103ZM105 142H107L106 140H105ZM120 142V141H119ZM118 142V143H119ZM130 142V141H129ZM136 142H138V141H136ZM163 142H165L164 140H163ZM184 142V143H185ZM254 142V143H253ZM84 143H85V141H84ZM91 143V144H92ZM117 143V144H118ZM126 142H124L123 141V144H125ZM139 143V145H140V142H138ZM138 143L136 144V146L138 145ZM143 142L141 143L142 145L144 144ZM149 143H151V142H149ZM187 143V142H186ZM185 143V144H186ZM191 143V142H190ZM189 142H188V144H190ZM259 144L260 146H258V148L256 149L255 147H257V146H255V147H253V145H256V144ZM77 144H81V142L79 141V143H77ZM82 144H83V141H82ZM88 144V143H87ZM100 144V143H99ZM102 144H100V145H102ZM115 144V143H114ZM117 144H116V147H119V146H117ZM119 144H121V143H119ZM129 146L128 147H130V144L129 143H127ZM144 144V145H145ZM181 144H183V142H181ZM192 144V143H191ZM207 144H209V143H207ZM206 144V145H207ZM90 145V144H89ZM98 145V144H97ZM97 145H96V147H97ZM106 144H104V146H105ZM109 145V144H108ZM110 145H112V144H110ZM122 145V144H121ZM134 145H135V143H134ZM138 145V146H139ZM142 145H140V148H141V146ZM155 145V144H154ZM158 145H157V149H158ZM194 145V144H193ZM202 145V146H203ZM95 146V145H94ZM115 146V145H114ZM113 146V147H114ZM123 146V145H122ZM124 146H126V144L124 145ZM123 146V148H125ZM151 146H153L152 145V143H151ZM150 146V147H151ZM183 146V145H182ZM187 146V145H186ZM210 146H212V145H210ZM210 146H209V149L208 150H210L211 148H210ZM89 147V146H88ZM93 146H91V147H89V150L91 151V148H92ZM101 147V146H100ZM99 147V145H98V149L97 150H99L100 151V148ZM116 147H114L113 149H115V151H116V154H117V150H116ZM131 147L133 148V146L131 145ZM143 147V146H142ZM149 147V146H148ZM154 147V148H153ZM151 149L153 150V149H155V146H153ZM190 146H188L187 148H186V150L189 148ZM192 147H194V146H191V149H192ZM82 148V147H81ZM85 148H86V150H87V145H85ZM85 148H83V149H85ZM102 148H105V147H102ZM102 148H101V150H102ZM109 149H110V147H108ZM136 148V147H135ZM134 148V149H135ZM147 148V147H146ZM145 147H144V149H146ZM194 148H198V146L196 147H194ZM200 148V147H199ZM206 148V147H205ZM205 148H203V149H205ZM96 149V148H95ZM95 149L93 148V150L95 151ZM121 149V148H120ZM127 149H129V148H127ZM143 149V148H142ZM148 149V148H147ZM151 149H150V151H151ZM182 149V148H181ZM183 149H185V148H183ZM190 149V150H191ZM202 149V148H201ZM201 149H200V151H201ZM203 149H202V151H203ZM207 149V148H206ZM213 149V150H214ZM221 149V150H220ZM88 150V151H89ZM96 150V151H97ZM123 150V149H122ZM136 150V149H135ZM135 150H133L132 149V151H133V153H132V151L129 149V151H131V153L132 154H136L137 155V153L139 152H137V153H134V152H136ZM137 150H139V149H137ZM189 150V151H190ZM207 150V152H209ZM215 150H214V152H215ZM89 151V152H90ZM107 151H108V149H107ZM106 151V149H105V151L104 152H107ZM110 151H111V149H110ZM109 151V152H110ZM113 151V150H112ZM111 151V153H115V151L114 152H112ZM121 151V150H120ZM128 150H126L125 152H127ZM128 151V153H130ZM146 151V150H145ZM156 150H154L153 152H155ZM179 151H180V153L181 154H179ZM193 152H194V149L192 150ZM212 151V150H211ZM210 151V152H211ZM92 152V151H91ZM98 152V151H97ZM96 152V153H97ZM100 152H102V151H100ZM124 151H121V154L120 155H118L119 157H121V155H122V153H123ZM124 152V153H125ZM140 152H141V150H140ZM139 152V153H140ZM144 152V150H142V153ZM147 152V151H146ZM158 152V151H157ZM197 152V151H196ZM206 152V153H207ZM219 152L217 153H214V154H216V155H219ZM103 153V152H102ZM120 153V152H119ZM149 153V152H148ZM156 153V152H155ZM184 153V152H183ZM202 153V152H201ZM204 153V152H203ZM212 153V152H211ZM99 153H97V155H98ZM115 154V155H116ZM158 154V153H157ZM157 154H154V153H152V155L149 153L148 155H151L152 157L153 156H156ZM188 154H190V153H188ZM188 154H187V156H186V153L184 154L185 156H183V157H188ZM195 155H196V153H194ZM208 154V159H210L209 158V155H210V153H207ZM207 154H205V156L207 155ZM96 155V154H95ZM100 156H101V158H99V159H97V160H94V161H96L97 163L99 162V160H103L102 159V156L104 155V153L101 155V153L99 154ZM108 153H107V155H105L103 158H105L106 156L108 157ZM114 155V154H113ZM143 155V154H142ZM179 155V156H178ZM197 155H199L198 153H197ZM196 155V156H197ZM100 156H97V157H100ZM110 157L112 156V155H109ZM118 156L116 157L117 159H118ZM125 156H126V154H125ZM125 156H122L120 159L121 160H125L126 159V157H129L130 156V154H128L126 157ZM201 156V155H200ZM212 156H213V154H212ZM215 156V155H214ZM109 157V158H110ZM133 157H135L134 155H133ZM132 156L131 157H129V158H132V159H135V158H138L139 156H136L135 158H133ZM152 157H150V158H152ZM157 157H158V155H157ZM192 157V156H191ZM198 158H199V156H197ZM216 157V156H215ZM214 157V158H215ZM95 158V157H94ZM113 158H114V156H113ZM123 158V159H122ZM125 158V159H124ZM143 158V157H142ZM142 158H140L142 161H143V159L144 158H146V156L142 159ZM193 158H194V156H193ZM198 158H197V160H196V162H198L199 160H198ZM202 158V157H201ZM204 158H206V157H204ZM212 158V157H211ZM149 159V158H148ZM182 159V158H181ZM184 159H186V158H184ZM189 160H190V157L188 158ZM200 159V158H199ZM107 160V159H106ZM119 160V159H118ZM129 160V159H128ZM131 160V159H130ZM140 160V161H141ZM152 160H153V158H152ZM188 160V161H189ZM192 160V159H191ZM191 160L189 161V162H191ZM195 160V159H194ZM203 160V161H202ZM201 161H202V165L201 166H203L204 164V159H202ZM215 160H216V158H215ZM90 161H93V160H90ZM93 161V162H94ZM110 161V160H109ZM109 161H108V163H109ZM127 161V160H126ZM125 161V163H126V165H127V162H129V161H127L126 162ZM134 161V160H133ZM132 161V162H133ZM138 161H139V158H138ZM138 161H136V162H138ZM151 160H149V162H147V160H146V163L148 164H151V162H150ZM154 162H156L155 161V159L153 160ZM157 161H159L158 159H157ZM159 161V162H160ZM200 161V162H201ZM214 161V160H213ZM219 160H217V162H218ZM93 162H92V164H93ZM96 162H94V163H96ZM105 162V161H104ZM104 162H100V163H102V164H104ZM119 162H121V161H118V163ZM154 162L152 163V164H154ZM157 163V166H158V164L160 165V163ZM180 162H181V160H180ZM186 161H184V163H185ZM188 162V163H189ZM196 162H194L193 164H195ZM87 163H88V161H87ZM106 163V162H105ZM111 163V162H110ZM114 163L115 162H113L112 163V165L114 166L113 168H115V169H117V166L119 165L120 166V164H116V165H114ZM122 163H123V161H122ZM184 163H182V164H184ZM207 163V162H206ZM138 164H140V162H138ZM149 164L148 165H146V166H149ZM152 164H151V166H149L150 168L152 167ZM174 164L175 165H177V166H179L178 167V169H177V166H176V168L174 167ZM181 164V163H180ZM192 164V163H191ZM197 164V163H196ZM195 164V165H196ZM199 164V163H198ZM198 164L196 165L197 167H198ZM208 164V163H207ZM211 164V163H210ZM209 164V165H210ZM221 164H218V167H219V165H221ZM96 165V164H95ZM121 165H123V164H121ZM131 165V164H130ZM134 165V164H133ZM164 166L166 165L165 163L163 164ZM168 165V164H167ZM187 165H189V164H187ZM92 166H94V164L92 165ZM119 166H118V168H119ZM123 166H125V165H123ZM128 166V165H127ZM126 166V167H127ZM132 166V165H131ZM130 166V167H131ZM135 166V165H134ZM134 166H132V167H134ZM145 166V165H144ZM143 166V167H144ZM154 166H156L155 164L153 165V167ZM161 166L160 167H158V169H160L161 168ZM182 166V165H181ZM185 166V165H184ZM184 166L182 167V168H184ZM190 166V165H189ZM191 166H193V165H191ZM206 166V165H205ZM130 167H128L129 168V170H130ZM142 167V168H143ZM217 167V166H216ZM217 167V168H218ZM12 168V167H11ZM9 168V170L8 171H10L11 173L13 172V170L14 169H16V168ZM95 168V167H94ZM110 168H112L111 166L109 167V169ZM135 168H137L136 166L134 167V172H135ZM156 169H157V167H155ZM162 168V169H163ZM186 169L188 168V167H185ZM189 168H191V167H189ZM193 168V167H192ZM215 168V167H214ZM213 168V169H214ZM119 169H124V167L123 168H119ZM131 169H133V168H131ZM145 169V168H144ZM212 169V170H213ZM220 169V168H219ZM3 170H4V172H3ZM3 170H0L1 171V173L3 172V175H7L6 174V170L5 169H3ZM113 170V169H112ZM121 170H120V173H123V172H121ZM126 170L127 169H125V172H126ZM129 170H127L128 171V173H130L131 175H132V171L130 170V172H129ZM143 170V169H142ZM150 170V169H149ZM152 170H155L154 168H152ZM191 170V169H190ZM198 170V169H197ZM211 170V171H212ZM221 170V169H220ZM15 171V170H14ZM16 171H18L17 169H16ZM16 171H15V173L13 174L12 173V175H14V176H16V178L14 177H10V175H9V172H8V175L7 176H1L0 175V264H93V263H91V262H93V261H95L94 259L96 258V256L97 255H95L94 254V256L93 257H95V258H93L91 255L93 254V253H95V252H91V250L93 251V245H97V244H100L99 242L97 243V241H101V242H103L102 241V239H99V235H102V233L100 234L99 233V237L97 238V240H96V238L95 237H97L96 235V233H97V230L99 229H97L96 230V226H95V230L92 228V226H91V224L93 223V219H96V218H94V217H98V216H100L99 214V212H97V214H98V216H97V214H96V212H95V210L97 209L96 208V205H94L95 207H94V212H95V214L94 215H96V216H94L93 215V210H91V209H88L87 207L85 208V210L87 209V213L85 214V212H84V217L82 218L81 217V221H80V223H78L77 221H79V219L77 220V209H71L70 207H71V205H74L75 204V199L77 200V198H79V197H74V196H76V195H74L73 197H71V196H69V195H63V196H60L59 197V205H60V202H61V198H65L66 200H63V202H65V201H67V205H69L68 207L66 206V205H64V203H63V205L61 206H56V204H52V202L51 201H54L55 202V200L58 198L57 196H55V197H57V198H55V197H53V196H51V195H34V194H30L29 196H19V197H17V196H15L14 195V193H13V188L16 186V184L18 183V181H20V180H22L23 181V183H27V184H29L30 186H36L38 183H36L35 182V180H37L35 177H37V176H29V175H26V176H24V175H20V176H18L17 175V173H16ZM92 171V170H91ZM119 171V170H118ZM144 171V170H143ZM147 170L145 169V172H146ZM156 171V170H155ZM187 171H188V169H187ZM108 172H109V170H108ZM125 172L123 173V178L125 177L124 176V174H125ZM140 173H142L141 171H139ZM160 172H162V170L161 171H159V173ZM165 172V171H164ZM196 173V171L194 170V171H192V172H190V173ZM209 172V171H208ZM213 172H216V171H214L213 170ZM221 171H218V173H220ZM0 173V174H1ZM5 173V174H4ZM10 173V174H11ZM19 174L21 173V172H18ZM90 173V172H89ZM115 172H112L111 171V173L109 172V173H107V174H114ZM119 173V174H120ZM127 173V172H126ZM153 172H151V174H152ZM163 173V172H162ZM16 174V175H15ZM23 174V173H22ZM43 174H45V173H43ZM87 174V173H86ZM93 174V173H92ZM103 175L105 174V176H106V173H102ZM118 174V176H120ZM146 174V173H145ZM149 174H150V172H149ZM148 173H147V177H150V176H152V175H149ZM153 174H155V172L153 173ZM156 174H158V171H157V173ZM178 174V173H177ZM223 174V173H222ZM221 174V175H222ZM83 175H85V174H83ZM89 175V174H88ZM85 176L86 178H87V180H89L90 182V184L88 183V181H87V183L86 184H84L83 182L80 184L79 183V185L81 186L82 184H84V185H88V186H90L91 185V180L89 179V176L91 175V173H90V175L89 176ZM110 175V177H108V178H112V176ZM114 175H117V174H114ZM113 175V176H114ZM136 175V174H135ZM159 175H161V173L159 174ZM171 175H170V177H171ZM174 175V174H173ZM176 175V174H175ZM174 175V176H175ZM224 175V174H223ZM222 175V176H223ZM9 176V177H8ZM126 176H127V180L130 178H128V175L126 174ZM137 176H139L138 174H137ZM142 176H143V174H142ZM141 175L139 176V177H142ZM145 176V175H144ZM153 176H158V175H153ZM164 177H165V175H163ZM163 176L161 177V179L163 178ZM168 176V175H167ZM166 176V178L168 179V178H170V177H167ZM188 176V175H187ZM195 176H197V175H195ZM195 176H191L192 178L193 177H195ZM219 175H217V177H218ZM44 177L46 178V179H48V180H50V182H51V177H52V175H50V174H47V172H46V175H44ZM84 177V176H83ZM82 177V175H81V177H80V179H82L83 178ZM85 177H84V180H85ZM91 177H93V176H91ZM94 177H96V175L94 176ZM106 177V179H105V177L103 178L102 176L100 177L101 179L103 178L104 180H105V182L107 181V178ZM115 177H117V176H115ZM114 177V178H115ZM121 177V180H122V176H120ZM173 177V176H172ZM219 177H221V176H219ZM223 177H225V176H223ZM136 178V177H135ZM151 178V177H150ZM149 178V179H150ZM189 178V177H188ZM187 178V179H188ZM96 179H99V178H96ZM100 179V180H101ZM113 179V178H112ZM111 179V180H112ZM117 179H118V177H117ZM117 179L115 178L114 180L115 181H112V182H116L117 181ZM125 179H126V177H125ZM138 179V178H137ZM144 179V178H143ZM148 178H147V181L149 180ZM153 179V178H152ZM152 179H151V181H152ZM157 179H158V177H157ZM156 179V180H157ZM160 179V180H161ZM164 179V178H163ZM162 179V180H163ZM194 179H197V177L196 178H194ZM194 179H193V181H194ZM78 180V179H77ZM103 180V181H104ZM109 180V179H108ZM111 180H109L110 182H111ZM135 180V179H134ZM138 180H141V178H139ZM138 180L137 181H135V182H138ZM154 180V179H153ZM189 180H190V178H189ZM188 180V181H189ZM79 181H81V180H78V182ZM109 181H107L106 183H109ZM118 181H119V179H118ZM150 181V180H149ZM147 182V184H146V182H145V184H146V186L143 184V185H141L142 186V188H143V186H145L144 188H146L148 191H146V193H145V195H144V192H145V189L143 188V189H141V190H143V194H141L142 196L141 197H143V196H145V200L143 201V199H142V203L141 204H139V208H137L136 210H135V213H134V215L133 214H131V216H133L132 217V219L134 218V220L131 222V224H129V227H126L128 230V233H127V231H126V228H125V230H122V231H125L126 232V234L127 235H129L128 237L126 236V234H124L123 232H121V229H119L120 231V233H123L122 235V239H121V237H120V239L121 240H123V242H121V244H120V242L118 243L119 244V247L118 248H116V245H118V244H116V242H118V240H116L115 238H117V237H119V236H116V235H114V239L116 240H114L113 242L115 243V247L113 248L112 246H113V242H112V245H111V248H109L110 250H112V254H115L116 253V255H117V257L115 258L114 256V258L116 259V262H113V260H111L112 259V256L111 255H109V254H111V253H108L109 252V250L107 251V247H106V245L104 246V243L102 244V246H104V247H102L101 245L99 246V248L101 249V247H102V251H104V253L102 254V256L101 255H99L98 254V256H99V258H100V260H98L100 263L99 264H113V263H115V264H156L157 263V258H158V256H157V252H156V249L158 248L157 246L159 245V244H161L162 242H164V241H166L167 240V238H168V236H169V234H170V231L174 228V225H175V223L177 222V220H178V218L176 217V211L177 210H174L175 208H172V206L171 205H173L174 204V206L173 207H175L176 206V209H177V205H176V203H174V200H175V197H176V191H177V189H178V187H177V189H176V187L175 188H173V189H166V190H168L167 192H165V193H163L164 195H165V197H167V198H165L164 199V201H166V199H167V203L165 202H162L164 205L162 206V205H160L159 203H158V200H156L157 198H155V194H154V187L156 186V184L157 185H160V183L158 184L157 182H154L155 183V185L153 184V182H151L152 184H153V188L154 189H151V187L152 186H150L149 187V185H148V183H150V182ZM193 181H189L192 185H194L195 183H193ZM196 181V180H195ZM204 181V180H203ZM203 181H201L200 180V185H201V183H204ZM94 182H97V180L95 181V179L93 180V184L95 185V184H99V186L101 187V183H94ZM111 182V183H112ZM161 182V181H160ZM186 182V181H185ZM189 182H186V184H188ZM118 183V182H117ZM33 184V185H32ZM103 184V183H102ZM166 183H165V180H164V185H165ZM198 184V185H197ZM93 185V186H94ZM105 185V183L103 184V186ZM108 185H110V183L108 184ZM113 185H115V183L113 184H111V188H113L112 186ZM148 185V186H147ZM167 185V184H166ZM190 184H188V186H189ZM196 186H198L199 187V183H198V181H197V183L195 184ZM209 185V186H210ZM88 186H87V188H88ZM92 186V187H93ZM98 186V185H97ZM98 186V187H99ZM105 186H107V184L105 185ZM140 186V187H141ZM184 186V185H183ZM195 186V187H196ZM202 186H203V184H202ZM208 186V185H207ZM97 187V188H98ZM100 187L98 188V189H100ZM147 187H149V188H147ZM157 187V186H156ZM160 188H161V186H159ZM163 187V186H162ZM187 187V186H186ZM197 187V188H198ZM206 187V186H205ZM85 188H86V186H85ZM94 189H96L95 187H93ZM102 189H105V187L103 188V187H101ZM158 188V187H157ZM159 188V189H160ZM165 188H167L166 186H165ZM168 188H169V186H168ZM172 188V187H171ZM184 188V187H183ZM188 188H190V186L188 187ZM196 188V189H197ZM89 189V188H88ZM106 189H110V188H106ZM175 189H176V191H175ZM191 189H193V187L191 186ZM195 189V188H194ZM207 189V188H206ZM83 190H84V187H83ZM82 190V191H83ZM141 190H137L138 191V194H139V192L141 191ZM161 190V189H160ZM163 191H165V189H162ZM198 190V189H197ZM208 190V189H207ZM206 190V191H207ZM95 191V190H94ZM100 191H101V189H100ZM99 191V192H100ZM103 191H105L106 192V190H103ZM103 191H101V193L100 194H102V193H104L105 194V192H103ZM113 191V190H112ZM112 191H107V192H112ZM158 192H159V190H157ZM179 191V190H178ZM209 191H207V192H209ZM86 192H87V189H86ZM89 192V191H88ZM97 192V191H96ZM212 192L211 193H209V194H212ZM82 193V192H81ZM84 193H85V190H84ZM137 193V192H136ZM160 193H162V192H160ZM185 193V192H184ZM86 194L87 193H85L84 195H85V197H90V196H86ZM89 194V193H88ZM97 194V193H96ZM108 194V193H107ZM110 194L111 193H109V195L108 196H106V194H105V196L106 197H108V200H109V196H110ZM189 194V193H188ZM187 194V192H186V194L185 195H188ZM204 194V196L203 197H205V196H207L208 197V200L209 199H211V197H212V195H211V197H209L210 195L208 194V195H206L205 193H203ZM81 196V198H79L80 200L82 199V196L83 195H81L80 193L79 194H77V196ZM140 195V194H139ZM158 195H159V193H158ZM162 195V194H161ZM160 195V196H161ZM179 195H180V193H179ZM179 195H177V196H179ZM182 195V194H181ZM215 195H213V200H215L216 201V198H214V196ZM160 196H159V198H160ZM194 196V195H193ZM192 196V197H193ZM244 196V197H243ZM84 197V198H85ZM130 197H132V196H130ZM134 197V196H133ZM140 197V198H141ZM183 200H184V194H183ZM182 197H181V200H182ZM189 197H191V195L190 196H188V198ZM198 196H196V198H197ZM215 197H217V196H215ZM53 198H55V199H53ZM84 198H83V200H84ZM135 198H136V200H137V195L135 196ZM135 198H133L134 200H135ZM139 198V199H140ZM164 198V197H163ZM178 198V197H177ZM180 198V197H179ZM195 198V197H194ZM193 198V199H194ZM199 198V197H198ZM198 198L197 199H195V200H197V202H198ZM218 198V197H217ZM239 198H241V199H239ZM86 199V198H85ZM132 199V198H131ZM161 199H162V197H161ZM174 199V200H173ZM187 199V198H186ZM190 200H191V198H189ZM193 199H192V201H193ZM49 200H51L50 202H51V204H52V207L50 208V207H48V206H51V205H49V204H47L48 206H46V208H44L43 210L45 211V215H42L41 216V219L40 220H37L35 217H33L32 216V210H29L28 208L26 209V211H24L25 213H23V211H22V209L23 208H25L26 207V203H29V204H32L33 206H34V208L35 209H37L39 212L42 210V208H40V207H38V206H36V204L38 203V202H45V203H49ZM83 200L81 201L82 203H83ZM88 200H90V198L88 199ZM93 200H94V198H93ZM93 200H90L91 202L93 201ZM133 200V201H134ZM136 200H135V202H136ZM179 200V199H178ZM177 200V201H178ZM238 200L236 201V202H238ZM58 201V200H57ZM95 201V200H94ZM93 201V202H94ZM131 201V200H130ZM141 201V200H140ZM139 201V202H140ZM161 201V200H160ZM176 201V200H175ZM200 201H201V198H200ZM214 201V202H215ZM233 201H232V203H233ZM85 202H87V201H85ZM90 202V203H91ZM103 202H104V205H108V203H106L107 202V199H106V201H104L103 200ZM134 202V203H135ZM138 202V201H137ZM138 202V203H139ZM173 202V203H172ZM185 202H187V203H185ZM185 204H188V202H189V200L187 199V201L185 200ZM203 203H205L206 201L204 200V201H202ZM236 202H234L235 203V205L237 204ZM56 203V202H55ZM62 203V202H61ZM76 203H78V201L76 202ZM81 203V204H82ZM134 203L132 204V205H134ZM178 204H179V201L177 202ZM182 203V202H181ZM180 203V204H181ZM189 203H191V201L189 202ZM195 203V202H194ZM207 204H208V201L206 202ZM216 203V202H215ZM226 203V204H227ZM66 204V203H65ZM78 204H80V203H78ZM81 204L80 205H78V206H76V207H79V206H81ZM86 204V206H88L89 205V203L87 204V203H85ZM84 204V205H85ZM92 204V203H91ZM90 204V205H91ZM93 204H95V203H93ZM99 204V203H98ZM100 204H101V207H100ZM99 205H97V207H98V209H100L101 208V210H103L104 212H105V208L107 207H105L104 208V205L102 204V203H100ZM160 205V207H159V209L160 210H162L164 213H165V218H167V220H166V222L165 221H163V220H161V221H163V222H165V224H167L166 226L168 227L167 228V230L166 231H163L166 227H165V225H163L164 223H162V224H159L160 222H156V219L157 218H155V221L152 223L153 225L155 224V222L157 223V224H159L160 226L161 225H163V227L161 228L160 226L159 227H157V225L156 226H154V227H157V228H153V230H152V228H151V230H149L150 231V233H149V231H148V229H149V227H146L147 228V230L146 231H148L147 232V234H146V237H145V234L144 233H141V234H144L143 236L145 237V238H142V235L139 237V236H137L139 239H135V238H137L136 237V235H140L139 233H136L137 232V230L139 229L138 227H140L138 224H139V222H141L142 220L141 219H143V221L141 222V224H144L145 225V223L144 222H146V221H144V220H146V219H148V218H151L150 216H155V215H153V214H156L155 213V210L156 209H158L157 208V205ZM192 204V203H191ZM210 204V203H209ZM208 204V206H211V205H209ZM217 204V203H216ZM243 204H241V205H243ZM57 205H58V203H57ZM75 205H77V204H75ZM74 205V206H75ZM84 205L82 204V206L84 207ZM138 205V204H137ZM184 205V204H183ZM190 205V204H189ZM189 205H187L186 206V208H185V210H184V212H186L187 213V210L189 211V208H190V206ZM196 205V204H195ZM199 205H201L200 203H199ZM199 205L197 204V211H198V207H199ZM203 205V204H202ZM202 205H201V207H202ZM205 206H207L206 204H204ZM219 205V204H218ZM218 205H217V208H218ZM225 205V204H224ZM228 205L227 206H225V208H224V210L225 211H227L228 210ZM231 205V206H230ZM230 207H231V209H233L232 208V204L230 203ZM234 205V204H233ZM234 205V206H235ZM241 205H240V208H241ZM242 206L243 208L245 207V206ZM64 206H66L67 207V209L69 208V210H67L66 209V207H64ZM82 206L80 207V209L82 208ZM93 206V205H92ZM189 206V208L187 209V207ZM214 206V205H213ZM213 206H211V207H213ZM220 206V207H221ZM76 207H74V208H76ZM100 207V208H99ZM134 206H130V207H128V208H131V211H132V208H133ZM136 207V206H135ZM180 207H181V205H180ZM185 207V206H184ZM193 207V209L195 210V206L193 205L192 206ZM201 207H200V209H201ZM211 207H205V208H207V209H209V211L210 210H212V208ZM219 207V208H220ZM226 207H228V208H226ZM235 207H239L238 205H236ZM72 208H73V206H72ZM89 208H91V207H89ZM93 208V207H92ZM127 208V209H128ZM202 208H204V207H202ZM216 208V210H218ZM245 208V209H246ZM252 208V209H251ZM79 209V210H80ZM84 209V208H83ZM98 209L96 210V211H98ZM179 209V208H178ZM229 210V211H233V210ZM125 210V209H124ZM124 210H122V211H124ZM130 210V209H129ZM159 210V211H160ZM179 210H182L183 211V209L182 208H180ZM215 210V211H216ZM81 211H83V210H81ZM103 211H101V212H103ZM107 211L109 212V210H108V208H107ZM126 211V210H125ZM125 211L124 212H122V214L123 213H125ZM134 211V210H133ZM162 211H160L161 213H162ZM191 211H193V210H191ZM197 211H195V213L193 212L192 214L193 215H195L196 213H198ZM202 210H200V212H201ZM206 211V210H205ZM212 211H214V209L212 210ZM211 211V212H212ZM50 212H51V214H50ZM104 212L101 214V216L104 214ZM129 212V211H128ZM157 212V211H156ZM211 212L210 213H208V212H206V214H210L211 215ZM81 213V212H80ZM83 213V212H82ZM131 213V212H130ZM158 213V212H157ZM161 213L159 214V215H161ZM164 213H162V215L164 214ZM205 212H204V210H203V214H204ZM213 213V212H212ZM216 213V212H215ZM215 213H213L214 214V217H216V218H214V219H212V216H210L211 217V219H209L207 216H206V214H205V219L207 218V219H209V220H211V221H214V220H216L218 217H219V215L217 216V214H215ZM126 214V213H125ZM124 214V215H125ZM129 214V213H128ZM158 214H156L157 216H158ZM189 214V213H188ZM191 212H190V217H192L191 215ZM201 214H202V212H201ZM201 214H200V216H201ZM212 214V215H213ZM53 215V216H52ZM81 214H79L78 216H80ZM187 216V214H184V216ZM197 215H199V214H196L195 215V217L197 216ZM51 216V217H50ZM94 216V217H93ZM108 216V215H107ZM106 216V217H107ZM122 216V215H121ZM127 215H125V217H126ZM185 216V217H186ZM251 217L253 216V215H250ZM122 217H124V216H122ZM204 217V216H203ZM101 218H103V216L101 217ZM104 218H105V216H104ZM126 218H128V217H126ZM129 218L131 219V217H130V215H129ZM153 218V219H154ZM161 219L163 218V216L162 217H160ZM159 218V219H160ZM257 218H255V220H257ZM83 219V220H82ZM122 219V218H121ZM131 219V220H132ZM192 219H194V217L192 218ZM191 218H189L188 220H192ZM204 219V218H203ZM261 219V218H260ZM259 219V220H260ZM261 219V220H262ZM127 220H129V219H127ZM126 220V221H127ZM131 220H129V221H131ZM141 220V221H140ZM150 220H152V219H150ZM221 220V218L219 217L218 218V220H216V221H220ZM259 220H257V221H259ZM261 220H260V222H261ZM105 221V220H104ZM121 221V220H120ZM122 221H123V219H122ZM125 221V222H126ZM129 221H128V223H129ZM262 222H264V220L262 221ZM122 223V222H121ZM120 223V224H121ZM119 224V225H120ZM123 225H125L124 224V222L122 223ZM127 224V223H126ZM140 224V225H141ZM148 224V223H147ZM150 224V223H149ZM93 225V224H92ZM119 225H118V227H119ZM123 225H121L122 227H123ZM151 225V224H150ZM150 225H147V226H150ZM153 225H151V226H153ZM128 226V225H127ZM146 226V225H145ZM145 226H141L142 228L143 227H145ZM150 226V227H151ZM165 227V228H164ZM121 228V227H120ZM123 228V229H124ZM146 228H143V230L145 231V229ZM164 228V229H163ZM137 229V230H136ZM163 229V230H162ZM93 230L94 231H96V233H95V235L93 234ZM100 230V229H99ZM138 231H141V232H143L141 229L140 230H138ZM99 232H101V231H99ZM115 232L116 233H118V235H119V232H117L116 230H115ZM114 232V233H115ZM131 233H133V235L131 234ZM136 233V234H135ZM148 233H149V236L147 237V235H148ZM104 234H106V235H108L107 233H105V232H103V235ZM113 235H111V236H113ZM93 236H95L94 238H93ZM120 236H121V234H120ZM103 236H101L100 238H102ZM110 236H108V238H109ZM124 237V238H123ZM106 238V240L108 239L107 237H105ZM104 238V239H105ZM95 239V243H97V244H95L94 242V244L92 243V240H94ZM99 239V240H98ZM111 239V238H110ZM113 240V239H112ZM111 240V241H112ZM105 242V241H104ZM131 243H132V245H133V247H132V245H131ZM93 244V245H92ZM106 244V243H105ZM131 245V247L132 248H134L135 250H134V252H131V254L130 253H128V252H130L132 249H130V251H128V252H126L127 251V247H128V245ZM108 245H110V244H108ZM109 247V246H108ZM41 248V249H40ZM95 249H98V248H96V247H94ZM39 249H40V251H39ZM113 249H115V250H113ZM43 250V252H41ZM95 251V250H94ZM101 251V252H102ZM115 251V252H114ZM39 252H41V253H43V254H40ZM99 252V251H98ZM101 252H99V253H101ZM111 252V251H110ZM97 253V252H96ZM108 253V255H106ZM129 254V255H128ZM98 256H97V258H98ZM109 256H111V257H109ZM92 257V258H91ZM102 257V258H101ZM111 258V259H110ZM113 258V259H114ZM47 259V260H46ZM93 260V261H91V260ZM96 260V261H97ZM190 260V259H189ZM91 261V262H90ZM95 261V262H96ZM111 261L113 262V263H111ZM192 260H190V263L191 264H193V263H195V260H194V262H191ZM197 261V260H196ZM199 261H197L196 263H198ZM195 263V264H196ZM200 263V262H199ZM198 263V264H199ZM94 264H98V262L97 263H94ZM188 264H189V262H188ZM201 264V263H200Z\"/></svg>",
  "mask_w": 264,
  "mask_h": 264
}]
</instances>
